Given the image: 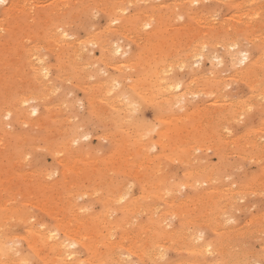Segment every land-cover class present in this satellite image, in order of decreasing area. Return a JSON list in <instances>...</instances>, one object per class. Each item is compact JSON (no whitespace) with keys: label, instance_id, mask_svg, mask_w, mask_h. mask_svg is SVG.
<instances>
[{"label":"bare ground","instance_id":"bare-ground-1","mask_svg":"<svg viewBox=\"0 0 264 264\" xmlns=\"http://www.w3.org/2000/svg\"><path fill=\"white\" fill-rule=\"evenodd\" d=\"M4 1H6L7 3H5L6 4V6L4 7V9H3V13H4V18H2L3 20L0 22V30H3L2 32L4 33V31H5V34H0V47L2 48V49H6V51L5 52H1V51H4V50H1L0 49V53L2 54H0L1 56H0V65H1V62H6V64H8L7 66L6 65H4L5 63H3V66L2 67H4V66H6L7 67V69L8 68H10V67H12L11 69H18L19 70V72H22L23 73V71H24V69H23V64H24V62L23 61H25V59H26V57H28V55H31L32 56V59H28V67H27V72H29V75H28V82L29 83H27V81L25 82V80H24V82H25V84H22V85H26V83H27V87L28 86H30L31 85V82H32V84L33 85H35V86H33L35 89L34 90H29V91H27L26 93H24L23 95L21 94V92H19L23 97L20 99V100H18V101H16L15 102V104L13 105H9L8 107H7V109H6V113L4 112L5 110H2V112H4L5 114H4V119L6 118L8 121L7 122H5L6 120H4V119H2V120H4V125H7L8 127H9V125H10V122H11V118L13 119V120H16V122H17V124L19 125V123H18V120H17V118H19L20 116L22 117V119L23 118H27V119H29V118H32L31 116H33V115H36V117L35 118H32V120H30V121H28V120H22L21 119V121H20V125H22L21 123H23L24 124V122H25V124H26V122L27 123H30L31 124V127H33L32 128V130H34L33 132L34 133H32L31 131L32 130H30V132H31V134H28V135H23V131L21 132L22 133V135L24 136V138H22L23 136H19L18 134H15L14 135V137L13 138H15V140H13V141H16V140H19L20 141V143L22 144V145H20L21 147L23 146V147H28V148H30V149H32L34 152H37V150L39 151V148L40 149H42V150H44V151H48V152H52L53 151V153H55V154H66V152L67 151H69V153H71L72 155H71V157L69 158L68 156L70 155V154H67V155H65V156H67L68 157V159H66L65 158V162L63 163V169H62V176H61V178L60 179H52L53 178V173L54 172H56L55 170H54V172H53V170L52 171H50V172H52V173H50L49 171H48V169H43V170H38V169H36V171H33V170H35V168H32L33 170H30V171H23V170H25V169H23L22 171H21V169H16L15 167H13V166H10L9 165V163L11 162V163H13L12 162V160L13 161H15L14 160V158L16 157H18V155H17V152L20 150V152L22 151L21 149L22 148H20L17 152L15 151V153H16V155L13 153V155L15 156L13 159H11V157H12V155H11V157L9 156V148L8 147H10L11 148V151L13 150L12 149V146H9V145H13V142L11 141V144H9V143H6L7 141V139H5V141H3V140H0V163L3 165V162L2 161H4L5 159V161H7V165H6V163L3 165V166H1L0 165V264H34L35 263V260H34V258L29 254V253H26L25 252V250L23 249V244L25 243L26 244V246L30 249L29 251L30 252H33V254H35V255H37L42 261H43V263L44 264H261V261L262 260H264V252L262 251V252H255V253H253L249 248H247V247H244V246H240V245H242V243L244 242V241H241L239 238L240 237H238V238H236V241L234 242L235 244H230V242L228 241L227 243H229V244H227V243H223V240H221V241H219V242H217V243H214L213 241H209V240H207L201 233H199L198 232V230H197V228H200L201 229V226H203V224L202 223H198L199 221L201 222V221H203L206 225V228L208 229V228H214V230L215 231H218L215 227L217 226V225H219V224H222L223 225V223L221 222V221H219V215H220V213H223V212H225V208H227V205H228V203H229V201L231 202V204H234L235 203V199L237 198V196H241L243 193H245L246 191L245 190H248L249 188H251V186H253V185H255L254 187L256 188H260L259 190L256 188V193H258V191H259V193L261 192L260 190H264V176L262 175V177H263V180H260V181H257L258 179H259V177L257 176V177H255V180H252V182H241L240 184H237V182H234V183H231V184H229V185H225V186H223V188H219V186H217V185H215L214 183L216 182V180H217V177H216V175H221L222 173H224V172H226V170H227V167H232L233 166V168L235 167V164H236V160L238 161L239 159H244V160H242L243 162H245L246 160H245V158L248 160V162L250 163L251 161H250V159L253 161V158L254 157H256V155L257 154H264V141H262V139L260 138L261 137V133H260V131H264V118H263V120H261L262 121V124L261 125H259V128L257 129V128H252V127H250V128H252V129H248V128H244V132L243 133H239V134H232L231 136H228V137H225V139L223 138V140L222 141H219V144H213V145H211L210 144V146H212V148L211 147H207V149L209 150V148H211V149H214L216 152H217V154H220V156H222V159H220V160H223V158H225L224 159V163L223 164H221V167L220 166H215L214 167V165H213V167H210V164H213L214 162H212V163H210L209 164V166L207 165V164H204V165H202V167H203V169H202V171L201 172H198L196 175L198 176V177H201V179H202V177H203V180H195V182H193L191 179H187V181L185 180L184 182L185 183H182V184H180L179 183V181L177 182L178 184H172V185H169L170 183H172L173 181H175V180H173L172 182H170L169 181V178H170V180H171V177H168V175L166 174L167 173V171H162V172H164V174L165 175H167V177H168V180H166L167 179V177L165 176V175H163V173L160 171L161 169L163 170L164 168H170V166L172 167V164L171 165H169V166H167V164H165L164 165V162H166V160L168 161V159L166 158V157H170V159L171 160H173V158L174 157H176L175 158V161L174 162H181L179 159H182L183 158V156L184 155H186V154H182V158H180L179 156L180 155H176V154H174L173 153V151L175 150V149H173V147H172V149H170V150H172V153H173V155L172 156H170V154H172V153H167L166 151H167V146H168V143L166 142V140H165V138L162 140V138H159V139H161V140H156V141H158L157 143L155 142L154 144H153V146L151 145L153 142L150 140V141H148V140H146L147 139V135L148 134H146V133H149V131L151 132L153 129H154V132L157 130V128H159V127H157V126H160V123H156L157 124V126H155V128H154V125H156L155 123H154V125H152L153 126V128L151 127V126H148L149 128L151 127L152 128V130H151V128H150V130L147 128L146 129V127L144 128V126L142 125V123L140 122V120H139V116L137 115L140 111H141V108H142V105L143 104H151V103H153L154 105H158V104H160L159 106L160 107H162V108H160L161 110L164 108V106L169 110V109H171V107L172 106H174V108L177 106L176 104H178V107H176L177 108V110H175V111H177L178 112V108L181 106V105H179V104H183L184 102H186L187 101V96H190V93H191V91L193 90L192 89V86L189 84V83H180V82H177L178 80L176 79V81H174V78L175 77H173V76H175L174 74H173V76H171V74L169 75V73H168V75L169 76H164V73H167L168 72V70L167 71H164V72H162L163 70H166V69H164V63H166V60L165 59H168L167 58V56H169V55H166V57H162V54L161 55H159L160 56V58L159 59H161V61L160 60H158V61H156V60H154L153 59V63L154 64H149V65H151V66H147V64H146V66H141L140 68H138V67H136V68H138L139 70L138 71H134V73L135 72H137L138 74V76H139V78H138V80H137V82H133V83H127L128 85L126 86H122V89H119L118 88V86L120 85L121 86V84H123L122 82H120L119 81V79H121L122 77L121 76H125V73H124V75H121V76H113V75H111L110 77H106V78H104V80L103 81H100V82H98V84L96 85L99 89H103V91H104V95H102L103 94V92L101 93V95L103 96V98L101 99V102L103 103V104H101V106L99 105V107H102L101 109H98V111H97V106H95V112H96V115L95 114H93L92 116H93V118H94V116H98V119L100 120V122L103 124V123H107V122H109V124L110 125H107V126H111L112 125V123L114 124V129L116 130V132L117 133H123V134H116V135H119L120 137H119V141H120V143H115L116 145L117 144H119L121 147H122V150H120V146L119 145H117V146H115V147H118V153H122V151L123 152H127L126 153V155H123L124 156V159L123 158H121V159H123L122 161H123V165H121V166H124V167H126L127 168V166L129 167V165H133V164H135V163H138V167H141L140 169L139 168H137V170L139 169V173L138 172H133L131 169V171L133 172H131V171H129V169H127L128 170V172L130 173H132L131 175H130V178H131V176L133 175V174H136V175H134V177L135 176H140L141 178L143 177L144 178V180H146L145 179V177L147 176V175H150V173L149 174H146V172L150 169V167L151 166H149V164L152 162H156L155 163V165H153V167L154 168H158V167H161V166H159V162L161 161L162 163H163V167L160 169L159 168V170H157V171H159V172H161V175L162 176H165L164 178H162V177H160V173L159 172H155L156 174L157 173H159L157 176H159L160 178H158L157 180L156 179H154V180H156V181H154L153 180V184L151 183L150 185H152L151 187H149V186H147V187H149V190H148V188H147V190H146V188H145V190H143V193L142 194H140L139 195V197L138 198H135L134 197V195L132 194V188H129L130 186H131V184L132 183H134V182H132L131 184H130V180L129 179H127L128 180V182L129 183H127V184H130V186L129 187H124V186H122L123 188H120L121 187V185L118 187V188H113L112 187V185L114 184L113 182V180H110V178H108L110 181H111V185H110V182H109V185H108V183L105 185V186H103L102 188H99L98 189V187L95 189L94 187H93V189H89V187H85V186H83V185H81L80 183V181L82 180V178H81V180L79 181L78 179L80 178V176H83V174H86V176H88L89 175V173L91 172H89V173H86V170L87 169H89V168H91V167H89V168H86V169H84L85 167H88V165H86V164H84V168L82 169L79 165H81V163L79 164V163H77V161L76 160H74V156L75 155H77L76 153L77 152H80L81 150L83 151H86L87 149L86 148H81L80 149V147L82 146V145H79V148H73V147H75V145L74 144H77L78 143V140L81 138L80 136H77L78 134V132H80L81 131V129H80V125L79 126H77L78 128L77 129H80V131H78L77 132V130H76V127L74 128V127H72V129L74 128L75 130H76V137H73V138H71V140L68 138L67 140H65L64 138H66V137H64V138H60L61 137V135L63 134V131H61L62 133L60 134V136L58 135V133H57V135L59 136V137H56V136H53V137H56L55 139L54 138H52V139H54V140H52L51 139V132L53 131L52 129H54L52 126H51V124H50V121H53L54 120V118L50 115L51 113H50V108L51 109H55V107H53L52 108V105L51 106H49V104L47 103V100L48 101H50L49 100V95H51V94H53L54 92H56V90H57V88H56V90L55 91H52L53 89H51V87L50 86H52L53 85V82L52 81H50V80H48L47 79V77H48V75H49V73H50V71H51V66L49 65V64H51V63H47L46 62V58L48 57L47 55V57L44 59V57L42 56V55H40V52H39V55H40V57L38 56V50H39V47L37 46L38 44H36V45H33L32 46V44L31 45H27L26 43H28L29 41L28 40H31V39H33L34 37L32 36V34H30V33H32L33 31H34V33L36 32V29L34 30V27L35 26H33L34 25V23L32 22V21H28V23H27V21H24L23 20V17L25 16V17H28L27 15H30L31 13L33 14V12L31 11V13L30 12H28L29 11V8H28V6L29 5H27V2L29 1H24V0H22V2H20V0H4ZM31 1V0H30ZM47 1H49V0H47ZM56 1V2H55ZM62 1V2H61ZM73 1V2H72ZM146 0H91V3H90V1L89 0H60V2L62 3V9H60V10H63V11H61L62 13L60 14L59 12H56L57 11V9H58V11H60L59 10V8H61V6L59 7V8H57L58 6H56V4H57V0H50L49 2H52V3H48L47 5H43V7H47V6H49L51 9H48V11H44L42 8H41V10H42V13L44 14H42L43 16H45V15H49V14H51L52 16H50V20L51 21H47L46 22V25H47V28L45 27V24H44V27L47 29V31H45V33H44V35L43 36H41V37H43L44 38V40H43V42L45 43V40H48L49 38L51 39L52 38V36L54 37V35H52V32L51 31H53L52 30V24H54L55 22L56 23H58V22H60L59 20H61L66 14V12L65 11H67V14L69 13H71V16H72V14L73 13H77L76 15H78V14H82V13H88V12H90L89 10L90 9H88V8H91L92 10H93V6H96L97 8V10L98 11H102V13H104V15H106L107 16V19H105L104 21L106 22V24L105 25H108V26H110L111 27V25L112 24H116V25H114V26H116L115 28H110L109 27V31H108V33H106L105 35V37H108V35H112V34H120V36H118L119 37V40H120V38H121V33H120V30H121V32H122V28H123V30H124V28L126 29L127 27L129 28V27H131V28H136L137 29V31H139V29H145V28H149V31L147 32L146 31V33H145V35L147 36V37H145V39L147 38V39H150V38H154V36L155 35H157V37H158V35L160 34V33H162L163 31H161V30H163L164 28H170V26H174L175 27V29H176V27H179V29H183L184 31L185 30H187V29H190L191 30V28H194V29H196V30H198V32L196 33V34H194V33H191L192 32V30L190 31V33L191 34H194V36L195 35H197V39L199 40V41H197L196 42V45H195V48L193 47L192 49H191V51L189 52L188 50V52L187 53H185V51H183L184 52V55H183V59L181 60V62H180V64L182 63V65H180V66H183L184 64L186 65V63H187V61L188 60H190V58H194V56H196L195 58H197V56L198 57H206L207 55H208V52L210 51V49H212V48H214V46H216V44H220L221 46H219V47H222V52H219V54L221 53L222 54V56L220 57V59H222L223 60V57H225V59H226V65L225 66H223L222 68H221V70H225L227 67H228V69H227V71L229 70V76H226V77H228L227 78V80H229V82H237V84L238 83H242L244 86H245V88L247 89L246 90V92H245V94L241 97V98H239V96L236 98L235 97V99H236V101H231L230 102V99H227V100H229V101H227L226 103H225V100L223 101V100H221V102H224L223 104H220V106H218L217 105V108L215 109V110H213L212 112H214V113H216V116H218V117H222V119H223V121H224V125L226 124L227 126H229L228 124H230V121L233 119V120H237V118L238 119H241V117L242 116H245V119L242 117V119H243V121L244 120H246V115L247 114H251V113H253L254 114V111H258V112H260V114L262 113V115H263V117H264V0H220V1H223V3H225V4H227L228 6H230L229 8L231 9V11L228 13V15L226 16V17H224V19L219 23V24H215V23H213V20L212 21H209L208 19H207V16L204 14V12L205 11H207L206 9H204V7L203 8H194L193 7V4H196V3H198V1H200V0H167V1H169V2H165V1H163V3L161 2V3H159V4H155V2L153 3V5H152V3H150V4H148V5H143V6H141V4H140V2H145ZM148 1V0H147ZM151 1V0H150ZM204 1V0H203ZM208 1V0H207ZM35 2V4H36V1H34ZM34 2H33V4H34ZM59 2V1H58ZM160 2V1H159ZM45 3H47L46 1H45ZM56 3V4H55ZM60 3V4H61ZM100 3V4H99ZM105 3H108L107 5H105ZM158 3V2H157ZM30 4V3H29ZM32 4V1H31V6L33 5ZM34 4V5H35ZM39 4H43L42 2L41 3H39ZM33 5V6H34ZM36 5H38V1H37V4ZM58 5V4H57ZM217 5H219L218 3H217ZM3 6V5H2ZM1 6V7H2ZM33 6H32V8H33ZM56 6V7H55ZM128 6H132V9L130 10V12H126V10H128ZM198 6H199V4H198ZM215 6V5H214ZM30 7V6H29ZM39 7H40V5H39ZM147 7H149L148 9H149V11L150 12H147ZM207 7V6H206ZM220 7H221V4H220ZM219 7V8H220ZM34 8H35V6H34ZM37 8V7H36ZM48 8V7H47ZM31 9V8H30ZM38 9H40V8H38ZM56 9V10H55ZM65 9V10H64ZM225 9V8H224ZM2 10V9H1ZM33 10V9H32ZM35 10V9H34ZM40 10V11H41ZM91 10V11H92ZM96 10V11H97ZM226 10V9H225ZM86 11H88V12H86ZM94 11H95V9H94ZM93 12V11H92ZM92 12H90V13H92ZM210 12H212V11H210ZM213 12H215V11H213ZM217 12H218V9H217ZM220 12V11H219ZM2 13V14H3ZM21 13V14H20ZM37 13H38V11H37ZM36 13V14H37ZM41 13V12H40ZM38 14V15H40V17H41V14ZM99 13V12H98ZM1 14V13H0ZM31 14V17L32 16H34V15H32ZM34 14H35V12H34ZM35 14V15H36ZM63 15L62 17H59V15ZM86 15H89V14H86ZM99 15V14H98ZM104 15H102V16H104ZM208 15V14H207ZM221 15V14H220ZM70 16V15H69ZM79 16V15H78ZM91 16V15H90ZM96 17V12L93 14V17ZM216 16V15H215ZM39 16H37L36 18H40ZM73 18L75 17V15H73L72 16ZM94 17V18H95ZM105 17V16H104ZM213 17V16H212ZM211 17V18H212ZM223 17V16H222ZM10 18V19H9ZM41 18H43V21L44 20H46V19H44V17H41ZM40 18V19H41ZM46 18V17H45ZM76 18H77V16H76ZM215 18V17H214ZM31 19V18H30ZM29 19V20H30ZM80 19V18H79ZM85 19V18H84ZM98 18H96V20H97ZM66 20H68V19H66ZM65 20V17H64V20L63 21H61L60 23H61V26H63V27H65V22H67ZM74 21L76 20V19H73ZM80 20H83V19H80ZM80 20H79V22H80ZM218 20V19H217ZM216 20V21H217ZM69 21V20H68ZM84 21H86V20H84ZM218 21H220V20H218ZM70 22V21H69ZM71 22H72V20H71ZM78 21H75L74 23L76 24ZM79 22H78V25H79ZM25 23H27V24H25ZM42 23V22H41ZM45 23V22H44ZM83 24H85V26H86V24H87V28L89 29V26H91V25H89L88 23H83ZM96 24V23H95ZM40 25V24H39ZM73 25V24H72ZM82 25V24H81ZM94 25V24H93ZM92 25V26H93ZM104 25V26H105ZM145 25H148V27H145ZM70 26V25H69ZM75 26V25H74ZM73 26V27H74ZM95 26V25H94ZM100 26V25H99ZM98 26V27H99ZM104 26L102 27V30L104 29ZM113 26V25H112ZM67 27V26H66ZM81 27H83V26H81ZM106 27V26H105ZM35 28H37V27H35ZM54 28V27H53ZM61 28V27H60ZM68 28V27H67ZM71 28H72V26H71ZM77 28H80V27H77ZM91 28V27H90ZM108 28V27H107ZM39 29V28H38ZM56 30H57V28H55ZM61 29H63V28H61ZM68 29H70V28H68ZM67 29V30H68ZM99 29H101V28H99ZM170 29H172V28H170ZM178 29V28H177ZM179 29H178V31H179ZM193 29V30H194ZM64 30H65V28H64ZM131 30V29H130ZM182 30V31H183ZM39 30H37V33L38 34H34V36L37 38H39V33L40 32H38ZM44 31V30H43ZM58 31V30H57ZM60 31V30H59ZM62 32H63V30H61ZM93 31H95V30H93ZM104 31L106 32V30L104 29ZM125 31H127V30H125ZM144 31V30H143ZM142 31V35H143V32ZM161 31V32H160ZM168 31V30H167ZM183 31V32H184ZM1 32V31H0ZM70 32H71V30H70ZM86 32V31H85ZM140 32V31H139ZM173 32H174V30H173ZM179 32H181V31H179ZM183 32L181 33V34H183ZM187 32H188V30H187ZM64 33H67V36H71V35H73V34H70L68 31L66 32V31H64ZM69 33V34H68ZM72 33H73V31H72ZM82 33V32H81ZM100 33H102L101 32V30H100ZM99 33V30H98V32H96V34L98 35V34H100ZM104 33V32H103ZM125 33H127V32H125ZM124 33V34H125ZM165 33V32H164ZM168 33L170 34V32L168 31ZM171 33H172V31H171ZM23 34H30L31 35V37H29V38H31V39H28L26 42H24L23 44H21L22 42H21V38H20V36H22ZM55 34V39H54V41L56 42V46L55 47H58L61 43H67V41H65L66 39H65V37H67V36H65V34H63V33H59V32H55L54 33ZM90 34H92V32L90 33ZM94 34V33H93ZM123 34V35H124ZM132 34V33H131ZM137 34V33H136ZM166 34V33H165ZM165 34H162V37H163V35H165ZM176 34V33H175ZM180 34V35H181ZM184 34H186V35H188L186 32L184 33ZM183 34V35H184ZM190 34V35H191ZM37 35V36H36ZM84 35V34H83ZM100 35H102V34H100ZM126 36H127V34H125ZM129 35L130 34H128V39H129ZM134 35V34H133ZM144 35V36H145ZM177 35V34H176ZM25 36V35H24ZM103 36V40H97V41H95V40H93V41H95L96 43H99V45H100V51H101V53H102V55L101 56H103V59L105 58V60L106 61H109L110 62V60H108V59H110V56H109V54H108V52H106L107 51V46L109 45L108 43H106L105 41H107L106 39H105V41H104V35H102ZM125 36V37H126ZM132 36V35H131ZM165 36H167V35H165ZM189 36V35H188ZM187 36V37H188ZM7 37H9L8 39H7ZM40 37V38H41ZM76 37V36H75ZM82 37V36H81ZM87 36H85L84 38L85 39H87L86 38ZM99 37V36H98ZM111 37H113V35L111 36ZM111 37H110V39H111ZM136 37H137V35H136ZM140 37V36H139ZM142 37V36H141ZM140 37V38H141ZM169 37V36H168ZM174 37V35H172V37H170V38H173ZM178 37V36H177ZM181 37H183V36H181ZM190 37H192V36H190ZM74 37H72V39H73ZM77 38V37H76ZM79 38V37H78ZM99 38H102V37H99ZM115 37H113V39H114ZM133 38V37H132ZM152 38V39H153ZM184 38V37H183ZM23 40L25 39V37H23L22 38ZM69 38L67 37V40H68ZM71 39V38H70ZM89 39V38H88ZM142 40L144 39L143 37L141 38ZM140 39V40H141ZM144 39V40H145ZM176 39V38H175ZM174 39V40H175ZM178 39V38H177ZM179 39H181V38H179ZM179 39L177 40V41H179ZM185 39V38H184ZM194 39V38H193ZM193 39H190V40H192L193 41ZM195 39H196V37H195ZM194 39V40H195ZM26 40V39H25ZM41 40V41H42ZM75 40V39H74ZM80 40V39H79ZM78 40V41H79ZM82 40H84V39H82ZM82 40H80V41H82ZM108 40H109V37H108ZM118 40V39H117ZM137 40V39H136ZM135 40V41H136ZM141 40V41H142ZM151 40V39H150ZM159 40V39H158ZM157 40V41H158ZM183 40V39H182ZM185 40H187V38L185 39ZM34 41H35V38H34ZM34 41H33V43H34ZM38 41V40H37ZM40 41V40H39ZM73 41V40H72ZM76 41H77V39H76ZM92 41V42H93ZM115 41V40H114ZM114 41H111L112 43H110V44H112L113 45V42ZM121 42H122V40H120ZM131 41V40H130ZM132 41L134 42V38L132 39ZM146 41H148V40H146ZM155 41V40H154ZM169 41H171V39L169 40ZM169 41L167 42V44H169ZM188 41H189V39H188ZM31 42V41H30ZM48 42H50V40L48 41ZM70 42V41H69ZM75 42V41H74ZM88 42V41H87ZM108 42V41H107ZM125 42V41H124ZM138 42V41H137ZM145 42V41H144ZM153 42V41H152ZM156 42V41H155ZM159 43H160V45H161V42H160V40L158 41ZM183 41H181V43H182ZM185 42V41H184ZM183 42V43H184ZM195 42V41H194ZM40 43H42V42H40ZM43 43V45L44 46H51L50 44L49 45H45ZM57 43H60L58 46H57ZM78 43V42H77ZM76 43V44H77ZM81 43H83V41L81 42ZM95 43V44H96ZM114 43H116V42H114ZM128 43V42H127ZM141 43H143V41L141 42ZM163 43V42H162ZM179 43V42H178ZM189 43H192L191 41H189L185 46H188V44ZM35 44V43H34ZM48 44V43H47ZM69 44V43H68ZM71 44L73 45V47H72V45H69V48H70V46L74 49L75 47V45L73 44V42H71ZM85 47H83L81 44H79V47L81 48V46L83 47V48H85V49H82V51H81V49H78L79 47H77V48H75V49H77V53L79 52V50H80V52H84V53H81V54H85V51L86 50H88V52H92V51H89V49H87V44L91 47V46H93L92 48L94 49V46H95V44H93V45H91L90 43H87L86 44V40H85ZM83 44V45H84ZM137 44V43H136ZM158 44V43H157ZM164 45L166 44V41L163 43ZM162 44V45H163ZM166 44V45H167ZM175 44H176V42H175ZM180 44V43H179ZM193 44V43H192ZM53 45H55V43L53 44ZM66 45V44H65ZM97 45V44H96ZM107 45V46H106ZM138 45V44H137ZM140 45H142V44H140ZM139 45V46H140ZM145 45V43L143 44V46ZM149 45V44H148ZM152 45H153V43H152ZM151 45V46H152ZM170 45V44H169ZM169 45H167V46H169ZM171 45H173L172 47L173 48H175L174 47V43L173 44H171ZM42 46V45H41ZM40 46V47H41ZM62 46V45H61ZM68 45H66V47H67ZM77 46V45H76ZM111 46V45H110ZM114 46V45H113ZM167 46H165V47H167ZM192 46V45H191ZM51 47H53V46H51ZM50 47V48H51ZM54 47V48H55ZM65 47V46H64ZM63 46L62 47H58V49H57V51H55L56 52V55L58 56V57H65L64 56V54H66L65 53V51H67V49L65 50V48H64ZM124 48H125V46H123ZM145 47V46H144ZM143 47V48H144ZM159 47H162V46H159ZM183 47V46H182ZM182 47H180V49L182 48ZM189 47V46H188ZM49 48V47H48ZM68 48V52H70V49H72V48H70L69 49ZM112 48H115L114 50L112 49ZM112 48H110L109 49V52H110V50H113V53H118V54H120L121 56V58L122 57H124L125 55H124V53H125V50L123 49V51L121 50V46H114V47H112ZM136 48V47H135ZM142 48V49H143ZM153 48V47H152ZM186 48V47H185ZM45 49H47V47L45 48ZM91 49V48H90ZM136 49H138V48H136ZM148 49V48H147ZM155 49V48H154ZM159 49H161V48H159ZM165 49V48H164ZM168 49V48H167ZM194 49V50H193ZM218 48H216V50H217ZM40 50H43L42 51V53H44V48L43 49H40ZM47 50H49V49H47ZM53 50H55V49H53ZM85 50V51H84ZM92 50V49H91ZM128 49L126 48V52L128 53V51H127ZM135 50V49H134ZM157 50V49H156ZM170 50H171V48H170ZM176 50H177V48H176ZM216 50L212 53V52H210V54H213L212 55V57H211V55H210V57H211V60L213 59H215V57H214V53L216 52ZM72 51V50H71ZM74 51H76V50H74ZM73 51V52H74ZM161 51V50H160ZM164 51V50H163ZM173 51V50H172ZM172 51H171V53H172ZM175 51V50H174ZM178 51H180V50H178ZM45 52H47V51H45ZM53 52V51H52ZM79 52V53H80ZM134 52V51H133ZM137 52V51H136ZM145 52V51H144ZM183 52H181V54L179 53V55H182V53ZM195 53V54H193V53ZM75 53V52H74ZM77 53H75V54H72L73 56L75 55L76 56V54ZM78 53V54H79ZM94 53V52H93ZM96 53V52H95ZM113 53L111 52V54L113 55ZM126 53V54H127ZM143 53V51H141V54ZM164 53V52H163ZM170 53V52H169ZM168 53V54H169ZM174 53V52H173ZM177 52L175 51V54H176ZM17 55V58L18 59H16V60H14V62H11V61H9L8 59H12V55ZM47 54V53H46ZM69 54V53H68ZM77 54V55H78ZM79 55V56H76V58L77 57H81L82 55ZM124 56H123V55ZM145 54V53H144ZM155 55L157 54V51L154 53ZM217 54V53H216ZM27 55V56H26ZM98 55H100V53L98 54L97 53V56ZM132 55V54H131ZM130 55V56H131ZM149 55V54H148ZM155 55H153V57L155 56ZM158 55V54H157ZM156 55V56H157ZM164 55H165V53H164ZM206 55V56H205ZM218 55V54H217ZM12 56V57H11ZM96 56V55H95ZM101 56H99V58L101 57ZM144 57L145 56H147V55H143ZM155 56V58L157 59V57ZM11 57V58H10ZM30 57V56H29ZM66 57H67V55H66ZM72 57V56H71ZM70 57V58H71ZM113 57V56H112ZM111 57V58H112ZM118 56H116V57H113V58H117ZM119 57V58H120ZM134 57V56H133ZM141 57V56H140ZM149 57V56H148ZM152 57V56H151ZM170 57V56H169ZM181 57V56H180ZM210 57H208V58H210ZM57 58V57H56ZM70 58H68L67 60L68 61H70ZM76 58H75V60H76ZM84 58V57H83ZM83 58H81V59H83ZM97 58V57H96ZM99 58H97V60H94L93 62H95L96 63V61H98L99 60ZM102 58V57H101ZM125 58L126 57H124L123 59L125 60ZM127 58H129V57H127ZM143 57H141V59H142ZM171 58H172V55H171ZM179 58V57H178ZM177 58V59H178ZM58 59V58H57ZM81 59H79L78 58V62H80V60ZM84 59H86V58H84ZM83 59V60H84ZM102 59V60H103ZM129 59H131V57L129 58ZM135 59H136V57H135ZM151 59V58H150ZM164 59V60H163ZM175 59V58H174ZM180 59V58H179ZM217 59V58H216ZM12 60V61H13ZM47 60H48V58H47ZM52 60V59H51ZM66 60V58L64 59V61H67ZM73 60H74V58H73ZM87 60V59H86ZM91 60V59H90ZM113 59H111V62L110 63H114V60L112 61ZM147 60V59H146ZM200 60H202L201 62L203 63L204 61H203V59H201L200 58ZM199 60V61H200ZM218 60H219V58H218ZM222 60L220 61V62H222ZM77 61V60H76ZM105 61V62H106ZM128 62H129V60H127ZM126 61V62H127ZM132 61H133V59H132ZM142 61V60H141ZM141 61H138L139 63L141 62ZM168 61H169V59H168ZM171 61V60H170ZM175 61H178V60H173V62H175ZM195 61V62H194ZM194 61H192L191 62V60L190 61H188V62H191L192 63V65H195L196 64V61L198 62V60L196 59V60H194ZM224 61V60H223ZM48 62H50L49 60H48ZM54 62V61H53ZM62 62H63V60H62ZM70 62H72V61H70ZM70 62H68L67 64L69 65V63ZM74 62V61H73ZM72 62V63H73ZM122 63H125V62H123V61H121ZM127 62V63H128ZM137 62V63H138ZM159 62H164L163 63V70L161 71V69H159ZM195 64H194V63ZM212 62V61H211ZM214 62V61H213ZM55 63V62H54ZM57 63L59 64V62H56V70L58 71V72H56V73H58V75H60L61 77H64V76H62V75H64V71H65V66L62 64V65H57ZM75 63V62H74ZM90 63V62H89ZM97 63H99L100 64V62L98 61ZM117 63H119V64H121V65H119V64H117ZM116 63V61H115V65H110L111 67L112 66H116V68H117V66H118V68L120 67V68H122L121 66H122V63H120L119 61ZM130 63H131V60H130ZM143 63V62H142ZM149 63V62H148ZM169 63V62H168ZM171 63V62H170ZM170 63H169V65H166L165 64V66H170ZM191 63H188V65H186V68H189V67H187V66H191L192 67V65H189V64H191ZM200 62H198V64H199ZM210 63V62H209ZM64 64H66L65 62H64ZM66 64V66H68ZM71 64V63H70ZM76 64V63H75ZM74 64V65H75ZM78 64V63H77ZM83 64H84V62H83ZM88 64V63H87ZM91 64V63H90ZM89 64V65H90ZM99 64H97L98 66H99ZM117 64V65H116ZM131 64H135V63H131ZM144 64V63H143ZM142 64V65H143ZM175 64H178V62L177 63H175ZM174 64V65H175ZM211 64V63H210ZM217 64V63H216ZM218 64H219V62H218ZM25 65V64H24ZM27 65V64H26ZM79 65V64H78ZM78 65H77V67H78ZM81 65V64H80ZM93 65H96V64H93ZM103 65V64H102ZM109 65V64H108ZM128 65V64H127ZM138 65V64H137ZM141 65V64H140ZM179 65V64H178ZM200 65V64H199ZM198 65V66H199ZM212 65H214L215 66V64L214 63H212ZM0 66V67H1ZM73 66V65H72ZM85 66V65H84ZM88 66V65H87ZM98 66H95V67H97L98 68ZM123 66H124V64H123ZM139 66V65H138ZM161 66V67H162ZM196 66V65H195ZM52 67H55V64H54V66H52ZM70 67V66H69ZM68 67V68H69ZM76 67V66H75ZM90 67V66H89ZM88 67V68H89ZM93 67V66H92ZM99 67H101V66H99ZM107 67V66H106ZM131 67V66H130ZM133 67H135V65H133L132 66V69H136V68H133ZM160 67V68H161ZM172 67H174L173 66V64L171 65V68ZM176 67H178V66H176ZM211 67V66H210ZM213 67V66H212ZM85 68V67H84ZM87 68V69H88ZM103 68V67H102ZM119 68V69H120ZM124 68V67H123ZM123 68L122 69H120V70H123ZM127 68H128V66H127ZM167 68V67H166ZM182 68H184V70L185 71H187L186 70V68H185V66H183ZM196 68V67H195ZM215 68V67H214ZM217 68V67H216ZM55 69V68H54ZM53 69V70H54ZM80 69V68H79ZM86 69V68H85ZM86 69V70H87ZM90 69V68H89ZM129 69V68H128ZM131 69V68H130ZM129 69V70H130ZM169 69V68H168ZM178 69V68H177ZM180 69H181V67H180ZM179 69V70H180ZM210 69V68H209ZM209 69H207V70H209ZM26 70V69H25ZM82 70V68L80 69V71ZM85 70V71H86ZM90 70H93L92 68L90 69ZM96 70V69H95ZM95 70H93L92 72H93V74H94V71ZM98 71H99V73H100V71H101V69L99 70V68L97 69ZM137 70V69H136ZM172 70V69H171ZM173 70H176V69H174L173 68ZM182 70V69H181ZM192 70V69H191ZM195 70V69H194ZM193 70V71H194ZM220 70V71H221ZM3 71V70H2ZM73 71V70H72ZM80 71H77V73L79 72V75H81L80 74ZM84 71V70H83ZM84 71V72H85ZM98 71H95V72H98ZM106 71V70H105ZM108 71V70H107ZM124 71H125V68H124ZM127 71V70H126ZM132 71V70H131ZM133 71H132V74H133ZM169 71H170V69H169ZM192 71V72H193ZM206 71V70H205ZM209 71H212V68H211V70H209ZM227 71H226V74H227ZM74 72V71H73ZM89 73L91 72V71H88ZM91 72V73H92ZM119 72V71H118ZM130 72V71H129ZM172 72V71H171ZM175 72V71H174ZM178 71H176V73H177ZM180 72V71H179ZM204 72V71H203ZM216 72V71H215ZM4 73V72H3ZM9 73L10 74H12L13 72H9V71H7L6 73H4L5 74V76L6 77H4V76H1V77H3L2 79V81H1V85H2V87L3 86H5L6 88H8V87H10L9 86V84L8 83H6L5 81H9L10 79H9ZM21 73V74H22ZM81 73H83V72H81ZM89 73L87 74V75H89ZM91 73H90V76H92L91 75ZM102 73V72H101ZM101 73H100V75H101ZM103 73H104V75H106V74H108L107 72H104V69H103ZM106 73V74H105ZM114 73V72H113ZM116 73V72H115ZM123 73V72H122ZM128 73V72H127ZM162 73H163V75H162ZM190 73V72H189ZM207 73H210V72H208L207 71ZM221 73V72H220ZM0 74H2V73H0ZM7 74V75H6ZM14 74L16 75V76H19V74L17 75L15 72H14ZM30 74H31V77H30ZM53 74V73H52ZM55 74V73H54ZM68 74V73H67ZM70 74V73H69ZM199 73H197V75H198ZM204 74V76L206 77L207 75L205 74V73H203ZM211 74V73H210ZM214 74V73H213ZM225 74V75H226ZM58 75H56V76H58ZM84 75H86V73H84ZM99 75V77H101ZM103 74H102V76H104ZM118 75V74H117ZM129 75H130V73H129ZM128 75V76H129ZM134 75V74H133ZM133 75H131V76H129V77H132ZM195 75V74H194ZM209 75V74H208ZM212 75V74H211ZM211 75H209V77L211 76ZM215 75V74H214ZM11 76V75H10ZM15 76V77H16ZM24 76H26L25 74H24ZM54 76V75H53ZM60 76H58V77H60ZM65 79L66 80H68L69 79V81L71 82L72 80H70V78H68L67 79V75L65 74ZM71 76V75H70ZM75 76V75H74ZM73 76V77H74ZM89 76V78H91ZM107 76V75H106ZM136 76V75H135ZM193 76V75H192ZM203 76V75H202ZM216 76V75H215ZM218 76V75H217ZM222 76V75H221ZM220 75L217 77V78H220L221 77ZM14 77V76H13ZM20 77V76H19ZM52 77V76H51ZM57 77V78H58ZM77 77V76H76ZM80 77V76H79ZM83 77H85V76H83ZM105 77V76H104ZM127 76H125L124 78H126ZM188 77V76H187ZM191 77V76H190ZM196 76H194V78H195ZM199 77H201V76H199ZM214 77V76H213ZM222 77H224V75L222 76ZM23 78V77H22ZM27 78V77H26ZM32 78V79H31ZM50 78V77H49ZM88 78V77H87ZM93 78H95L94 77V75H93ZM192 78V77H191ZM215 78V77H214ZM225 78V77H224ZM19 79V81H21V79L20 78H18ZM60 79V78H59ZM64 79V81H65V83H69V82H67L66 80ZM77 80H79V78H76ZM75 79V80H76ZM86 79V78H85ZM92 79V78H91ZM91 79H89V82H90V80ZM97 79V78H96ZM131 80V79H134V78H126V82H127V80ZM182 79H184V78H182ZM190 79V78H189ZM193 79V78H192ZM192 79H190L191 81H193ZM196 79V78H195ZM194 79V80H195ZM200 79H204V78H200ZM200 79H197V80H200ZM13 80V79H12ZM61 80V79H60ZM62 80H63V78H62ZM74 80V79H73ZM101 80H102V78H101ZM122 80V79H121ZM135 80V79H134ZM206 80H208V78L206 79ZM219 80V79H218ZM221 80H223L222 78L220 79V81ZM18 81V82H19ZM23 81V80H22ZM56 81V80H55ZM54 81V82H55ZM182 81V80H181ZM209 82H211V81H213V80H208ZM220 81H214V84L213 85H215L216 86V88H217V91L219 92H217L218 94H223V85H228L229 86V84L227 83V81H226V84H225V82H224V80L222 81L223 82V85H222V83L220 82ZM12 83L14 82V80L13 81H11ZM11 82H9L10 84H11ZM34 82V83H33ZM57 82V81H56ZM60 82V81H59ZM62 82V81H61ZM77 82V81H76ZM84 82V81H83ZM87 82H88V80H87ZM93 82V81H92ZM189 82V81H188ZM194 82H196V81H194ZM193 82V83H194ZM200 82V81H199ZM232 82V83H233ZM58 83V82H57ZM80 83V82H79ZM96 83V82H95ZM120 83V84H119ZM197 83V82H196ZM201 83H203L202 81H201ZM205 83V82H204ZM207 83V82H206ZM205 83V84H206ZM231 83V84H232ZM29 84V85H28ZM52 84V85H51ZM86 84V83H85ZM85 84H84V86H85ZM200 86H201V84L200 83H198ZM17 85V84H16ZM21 86V84H19L18 83V85L17 86ZM58 85H61L60 83H58ZM199 85H196V86H199ZM206 85H208V83L206 84ZM227 85L225 86L226 88H227ZM235 86H236V89H237V85L236 84H234ZM239 85V84H238ZM12 86V85H11ZM14 86V85H13ZM31 86V87H32ZM54 87L56 86V85H53ZM62 86H63V84L61 85V87L60 88H58V89H62ZM79 86H81V85H79ZM84 86H81V87H84ZM202 86H204V85H202ZM211 86V85H210ZM231 86V85H230ZM235 86L233 87V88H235ZM242 86V85H241ZM32 87V88H33ZM69 87V86H68ZM72 87V86H71ZM92 86L90 85V87L88 86V87H86V89L88 88H91ZM238 87H240V85L238 86ZM19 88V87H18ZM21 88H23L22 86L19 88V89H21ZM115 88H117V89H115ZM121 88V87H120ZM212 88V87H211ZM210 88V89H211ZM226 88L224 89V91L226 90ZM241 88V87H240ZM239 88V90H241ZM9 89V88H8ZM24 89V88H23ZM27 89H29V87L27 88ZM26 89V90H27ZM51 90L52 91V93H50V91H49V95H47L48 93H45L47 90ZM67 89H69V88H66L65 90H67ZM73 89H74V87H73ZM85 89V88H84ZM93 89H95L94 90V92L97 90L96 88H93ZM192 89V90H191ZM196 89H198V88H196ZM200 89V88H199ZM205 89V88H204ZM231 88H229L228 90H230ZM3 90V89H2ZM1 90V91H2ZM5 90V89H4ZM3 90V91H4ZM10 91H11V87H10V89H9ZM13 90H15L14 88L12 89V92H13V94H14V92L16 91H13ZM60 90H58L57 92H60ZM65 90H63V94H65L64 93V91ZM206 91H207V89H205ZM216 89H214L213 90V92L215 91ZM20 91V90H19ZM22 91V90H21ZM68 91H70V89L69 90H67L66 92H68ZM72 91V90H71ZM76 91V90H75ZM87 91V90H86ZM89 91V90H88ZM87 91V92H88ZM196 91V90H195ZM200 91H203L204 92V90L203 89H201ZM208 91H212V90H208ZM207 91V92H208ZM233 91H234V89H233ZM236 92H238L237 90H235ZM7 92L8 91H5V95H8L9 96V94H10V92L7 94ZM91 93H92V91H90ZM92 93V95L93 94H95V93ZM97 92V91H96ZM101 92V91H100ZM192 92H194V91H192ZM198 92H199V90H198ZM198 92H196L197 94H198ZM206 92V93H207ZM229 92V91H228ZM232 92V91H231ZM231 92H229L228 94L226 93V95L227 96H225V94H224V96L225 97H232L233 98V96H229L230 94H231ZM1 94H3L2 92H0ZM83 93V92H82ZM91 93H90V95H91ZM200 93V92H199ZM209 93H211V92H209ZM209 93H208V95H209ZM215 93V92H214ZM216 93V94H217ZM233 93H235V92H233ZM232 93V94H233ZM62 94V93H61ZM61 94H59V95H61ZM62 94V95H63ZM71 94V93H70ZM87 94V93H86ZM98 94V93H97ZM189 94V95H188ZM195 94V93H194ZM193 93H192V95H194ZM202 94V93H201ZM217 94V95H218ZM236 94V93H235ZM58 95V96H59ZM68 95V94H67ZM72 95V94H71ZM91 95V96H92ZM99 95H100V93H99ZM99 95H97V97L99 96ZM100 95V96H101ZM199 95V94H198ZM203 95V94H202ZM205 95L206 96H208L207 94H204V98H205ZM238 95H239V93H238ZM241 95V94H240ZM3 97H4V94L2 95ZM7 96V97H8ZM14 96V95H13ZM18 96V95H17ZM46 96L48 97L47 99H46ZM77 96V95H76ZM95 96H96V94H95ZM212 96V95H211ZM221 96V95H220ZM1 97V96H0ZM64 97H67V96H64ZM70 96H68L67 98H69ZM75 97V96H74ZM194 97H195V95H194ZM194 97H193V99H194ZM197 97V96H196ZM198 97H200V96H198ZM201 97H203V96H201ZM200 97V98H201ZM223 97V96H222ZM222 97H220V98H218L219 99V101L218 102H220V99L222 98ZM5 98H6V96H5ZM10 98H12V96L10 97ZM15 98V97H14ZM20 98V97H19ZM19 98H16V99H19ZM52 98V97H51ZM50 98V99H51ZM99 98V97H98ZM210 98V97H209ZM211 98H213V97H211ZM239 98V99H238ZM32 99H34V100H36V105L35 104H32L31 102H29V101H32ZM64 99V98H63ZM71 100L73 99L72 97L70 98ZM77 99V98H76ZM78 99H79V96H78ZM92 99V98H91ZM193 99H191L192 101H191V103L193 102ZM196 99H198V98H196ZM195 99V100H196ZM216 99V98H215ZM211 100V101H209V102H211L212 104H213V106H214V103L216 102L217 104H218V102L216 101V100ZM222 99H224V98H222ZM2 100V99H1ZM4 100V99H3ZM2 100V102H4ZM15 100V99H14ZM14 100H11V103L14 101ZM57 100V99H56ZM62 100V99H61ZM68 99H66V101H67ZM71 100H70V102H71ZM75 100V99H74ZM74 100H72V102L74 101ZM90 100V99H89ZM95 100H96V98H95ZM95 100L93 101L94 103H95ZM188 100H190V99H188ZM194 100V101H195ZM205 100V99H204ZM7 101H8V99H7ZM7 101H5V103L7 102ZM62 101H65V99L64 100H62ZM215 101V102H214ZM34 102V101H33ZM51 102V101H50ZM56 102H59V101H56ZM56 102H54V103H56ZM61 102V101H60ZM60 102H59V104H60ZM71 102V103H72ZM98 102V101H97ZM146 102V103H145ZM8 103V102H7ZM6 103V104H7ZM25 103H27L26 105H28V106H24V104ZM29 103H31L30 105H29ZM64 104L66 103V102H63ZM79 103H81V102H79ZM90 103H92V102H90ZM93 103V104H94ZM100 103V102H99ZM99 103H97V105L99 104ZM196 103H198V100H197V102ZM196 103H195V105H196ZM42 105V107L44 108V110H45V112L44 113H40V111H39V109L41 108H39V105ZM53 104V103H52ZM69 104V103H68ZM74 104H76L77 105V103H75L74 102ZM73 104V105H74ZM187 104V103H186ZM208 104V103H207ZM207 104H206V106H207ZM2 105V104H1ZM3 105H4V103H3ZM56 106H57V104H55ZM61 105V104H60ZM60 105H58V106H60ZM88 105V104H87ZM95 105H96V103H95ZM162 105V106H161ZM176 105V106H175ZM184 105V104H183ZM182 105V106H183ZM194 105V106H195ZM202 105V104H201ZM200 105V106H201ZM83 106V105H82ZM190 106V105H189ZM199 106V105H198ZM204 106H205V104H204ZM50 107V108H49ZM60 107H62V106H60ZM63 107H64V105H63ZM67 107H69V105L67 106ZM73 108L75 107V106H72ZM71 107V108H72ZM88 107V110H89V106H87ZM91 107H93V106H91ZM98 107V108H99ZM152 107V106H151ZM210 107V106H209ZM212 107V106H211ZM210 107V108H211ZM58 108V107H57ZM66 108V107H65ZM70 108V107H69ZM72 108V109H73ZM76 108H77V106H76ZM158 108V107H157ZM175 108V109H176ZM187 108H188V106H187ZM192 108V107H191ZM203 108H206V107H203ZM5 109V108H4ZM53 109V110H54ZM63 108H60V109H57V110H59V113L60 112H64V110L63 111H61ZM71 109V110H72ZM79 109V108H78ZM77 109V110H78ZM180 109V108H179ZM183 108H181L180 109V112L183 114V111H181ZM41 110V109H40ZM53 110H51L52 111V113H53ZM56 110V111H57ZM156 110V109H155ZM160 110V111H161ZM164 110V109H163ZM172 110V109H171ZM188 110V109H187ZM195 110H196V108H195ZM201 110H203V109H201ZM209 109H207V112L206 113H210V111L212 110H209ZM0 111H1V108H0ZM43 111V110H42ZM55 111V110H54ZM73 112L75 111V110H72ZM72 111H70V112H72ZM81 111V110H80ZM93 111V110H92ZM167 111V110H166ZM170 111V110H169ZM185 111V110H184ZM192 111L193 112H195L194 110H193V108H192ZM197 111V114H198V112L200 113V111H198V109L196 110ZM205 111V110H204ZM1 112V113H2ZM58 112V111H57ZM0 113V114H1ZM50 113V114H49ZM56 113V112H55ZM54 113V114H55ZM67 113V112H66ZM75 113H76V111H75ZM75 113L73 114L72 113V117L74 118V115H75ZM80 113H82V112H80ZM167 113V112H166ZM165 113V114H166ZM196 113V112H195ZM195 113H193L194 115H192V116H194L195 117ZM214 113H212L213 115H214ZM10 114V115H9ZM61 114V113H60ZM68 114V113H67ZM76 114H78V113H76ZM83 114V113H82ZM81 114V115H82ZM85 114V113H84ZM151 114V113H150ZM164 114V115H165ZM178 114H179V112H178ZM186 114H188L186 117L189 119V117L191 116V114H189V113H186ZM186 114H184V115H186ZM196 114V115H197ZM204 114V113H203ZM246 114V115H245ZM253 114H251V115H253ZM89 116H90V112H89V114H88ZM87 115V116H88ZM160 115V114H159ZM162 115V114H161ZM170 115H173V114H170L169 113V115L168 116H170ZM174 115H176V114H174ZM202 115V114H201ZM205 115H207V114H205ZM210 115V114H209ZM3 116V115H2ZM50 116L52 117V120H50ZM62 116H68V115H62ZM79 116V115H78ZM91 116V117H92ZM155 116H157V115H153V117H155ZM167 116V117H168ZM178 116V120H179V118H180V114L179 115H176V117ZM254 116H255V114H254ZM254 116H252L253 117V119H255L254 118ZM34 117V116H33ZM56 117H58V116H56ZM83 117V116H82ZM164 118L165 119V117H161V116H158V118ZM174 118H175V120H177L176 119V117L175 116H173ZM184 119H183V118ZM181 117V119L183 120V122L184 121H186V119L187 118H185L184 116H182ZM203 117V116H202ZM207 117H209V116H207ZM207 117H205L204 116V120H206L207 119ZM212 117V116H211ZM214 117V116H213ZM212 117V118H213ZM247 117H250V115L249 116H247ZM258 117V116H257ZM1 118V117H0ZM59 118V117H58ZM58 118H55V119H58ZM69 119H70V116L68 117ZM67 117H66V119H68ZM75 118H77V116L75 117ZM74 118V119H75ZM87 118V117H86ZM159 118V119H160ZM206 118V119H205ZM210 118V117H209ZM209 118L206 120L207 122L208 121H210L209 120ZM211 118V120H213ZM62 119H64V118H62ZM80 119H82V118H80ZM85 119V118H84ZM84 119H82V121L84 122ZM95 119H97V117L95 118ZM145 119H147V117L145 118ZM149 119V118H148ZM157 119V118H156ZM187 119V120H188ZM203 118H201V120H202ZM216 119V118H215ZM242 119H241V121H242ZM257 119V118H256ZM1 120V122H0V129H1V127H3L2 126V121ZM60 120V119H59ZM58 120V121H59ZM72 120V119H71ZM161 120H163V119H161ZM167 120H170L169 118L167 119ZM167 120H163V121H167ZM177 120V121H178ZM194 120V119H193ZM196 120V119H195ZM194 120V121H195ZM200 120V121H201ZM232 120V121H233ZM235 120V121H236ZM22 121H24V122H22ZM80 121V120H79ZM92 122V123H94V121L93 120H90L89 119V122ZM98 121V120H97ZM97 121H95L96 122V125H97ZM173 121V118H171V120H170V122H172ZM180 121V120H179ZM189 121H192V120H190L189 119ZM199 121V122H200ZM204 122L203 120H202V122H204L203 123V125L205 124V123H207V122ZM223 121H222V123H223ZM240 121V120H239ZM240 122V123H244V122ZM248 120H246V122H247ZM250 121V120H249ZM254 121V120H253ZM255 121H257V120H255ZM260 121V120H259ZM55 122H56V120H55ZM74 122H76V120L74 121ZM78 122V121H77ZM86 122V121H85ZM84 122V123H85ZM89 122H87V123H89ZM221 121H219L218 123H220ZM237 122V121H236ZM13 123V122H12ZM11 123V124H12ZM54 123V122H53ZM60 123H61V120H60ZM63 123H64V121L62 122V124L61 125H63ZM68 123H70L69 122V120H68ZM84 123H82V125L84 124ZM92 123H90V125L92 124ZM161 123H163L162 121H161ZM201 123V122H200ZM210 123H214L213 121H210ZM209 122L207 123V124H210ZM235 124V122L233 121V122H231V124L230 125H232L231 127L232 128H235V125H234V127H233V124ZM248 124H249V122H247ZM261 123V122H260ZM14 124H16L15 122H14ZM13 124V125H14ZM59 124V123H58ZM58 124H56V125H58ZM76 124V123H75ZM98 124H99V121H98ZM148 124V123H147ZM146 124V125H147ZM168 124V123H167ZM180 124V123H179ZM176 125V126H180V125ZM197 124V123H196ZM206 124V125H207ZM215 124V123H214ZM238 124V123H237ZM252 124V123H251ZM255 124V123H254ZM60 125V128L59 127H57L58 129H61V126ZM65 125H66V122H65ZM71 125H72V122H71ZM74 125V124H73ZM88 126V124H86L85 123V126ZM92 125H94V124H92ZM91 125V126H92ZM104 125V124H103ZM102 125V128L103 129H105L104 127L106 126V125H104L103 126ZM149 125V124H148ZM199 125H201V124H199ZM202 125V126H203ZM223 125V124H222ZM226 125H225V127H223V129L224 128H227L226 127ZM246 125V124H245ZM257 125V124H256ZM256 125H254V126H256ZM15 126V125H14ZM24 126V125H23ZM53 126H55V125H53ZM76 126V125H75ZM84 126V125H83ZM84 126V127H85ZM86 126V127H87ZM100 126V125H99ZM195 125H193L192 127H194ZM197 126V125H196ZM208 126V125H207ZM212 126V125H211ZM217 126H220V129L222 128L221 127V125H217L216 124V127ZM252 126V125H251ZM260 126H262V127H260ZM12 127V126H11ZM16 127V126H15ZM20 127H22V126H20ZM27 127H29V126H26V128ZM65 127V126H64ZM68 126L66 125V127L65 128H67ZM71 127V126H70ZM85 127V128H86ZM92 127H94V126H92ZM101 127V126H100ZM100 127H98V126H96V128H100ZM172 127V126H171ZM170 127V128H171ZM180 127H182V126H180ZM201 126H199V128H200ZM19 128V127H18ZM63 128V127H62ZM90 128V127H89ZM95 128V127H94ZM107 128V127H106ZM110 128V127H109ZM169 128V127H168ZM173 128V127H172ZM174 128H175V126H174ZM188 128V127H187ZM202 129H203V127H201ZM209 128V127H208ZM207 128V131H210L209 129ZM214 128V127H213ZM212 128V129H213ZM238 128V127H237ZM10 129V128H9ZM31 129V128H30ZM67 129H71V128H67ZM74 129H73V131H74ZM108 129V128H107ZM160 129V128H159ZM176 129V128H175ZM189 129V128H188ZM216 129V128H215ZM223 129H222V131H223ZM228 129H230V130H232L231 128H228ZM227 129V130H228ZM242 129V128H241ZM2 130V129H1ZM13 130H14V128H13ZM27 130H28V128H27ZM55 130H57L56 128H55ZM62 130V129H61ZM68 130V131H69ZM97 130V129H96ZM99 130V129H98ZM108 130H110V129H108ZM107 130V131H108ZM115 130H114V132H115ZM145 130V131H144ZM147 130H149V131H147ZM163 130H164V128L163 129H161L159 132L160 133H162L163 132ZM171 130V132H172V129H170ZM184 130V133H185V129H183ZM193 130H194V128H193ZM206 130V129H205ZM217 130V129H216ZM234 130V129H233ZM232 130V131H233ZM25 131V130H24ZM59 131V130H58ZM57 131V132H58ZM72 131V130H71ZM72 131V132H73ZM101 131V130H100ZM99 131V132H100ZM106 131V130H105ZM147 131V132H146ZM173 131H176V130H174L173 129ZM178 131V130H177ZM197 131H201V130H197ZM197 131H195V135L197 134V133H199V132H197ZM218 131V130H217ZM232 131H230L228 134H230ZM238 131V130H237ZM3 132V130L1 131V133ZM7 132H8V130H7ZM56 132V131H55ZM60 132V131H59ZM70 132V131H69ZM86 132H88L87 130H86ZM109 132V131H108ZM107 132V133H108ZM115 132V133H116ZM131 133V132H134L135 133V135L134 136H136V134H137V136H138V138L137 139H134L133 140V142H131V139H129V135H127V133ZM170 132V131H169ZM170 132V133H171ZM190 132V130L188 131V133ZM197 132V133H196ZM211 132V131H210ZM209 132V133H210ZM220 132V131H219ZM223 132H225V131H223ZM227 132V131H226ZM258 132H259V134H258ZM9 133V132H8ZM20 133V134H21ZM25 133H28V132H26L25 131ZM24 133V134H25ZM65 133H68L67 131L65 132ZM64 133V134H65ZM71 133V132H70ZM70 133H68V134H70ZM81 133V132H80ZM83 133V132H82ZM81 133V134H82ZM89 133V132H88ZM87 133V134H88ZM91 133V132H90ZM105 133V132H104ZM152 133V132H151ZM165 133H167L168 134V131L167 132H165ZM170 133H169V135H170ZM173 133V132H172ZM176 133V132H175ZM177 133H179V135H180V133H181V131H180V129H179V131L177 132ZM177 133L175 134V137H176V135H177ZM183 133V132H182ZM181 133V134H182ZM187 133V132H186ZM208 133V136L207 137H210L209 135H211V133L209 134ZM213 133V132H212ZM222 133V132H221ZM2 134H4V133H2ZM68 134H66V135H68ZM97 134V133H96ZM103 134V133H102ZM101 134V136H102V139L105 137V134H103L104 135V137H103V135ZM110 134V133H109ZM174 134V133H173ZM220 134V133H219ZM5 135H6V133H5ZM8 135H13V134H11V133H9ZM106 135H108V134H106ZM113 134H111V136H112ZM115 134H114V136H116ZM122 135V136H121ZM131 135V134H130ZM133 135V134H132ZM146 135V136H145ZM189 135V134H188ZM215 135V134H214ZM222 135V134H221ZM2 136V135H1ZM1 136H0V138H1ZM4 136V135H3ZM97 136H100V135H97ZM97 136H95V137H97ZM100 136V137H101ZM109 136V135H108ZM113 136V137H114ZM133 136V137H134ZM146 138H144V137ZM148 136H150V134L148 135ZM170 136H173V135H170ZM181 136V135H180ZM184 135H182V137H183ZM192 136H194V135H192ZM218 136V135H217ZM63 137V136H62ZM68 137H69V135H68ZM83 137V136H82ZM84 137H85V135H84ZM100 137H98V138H100ZM107 137V136H106ZM110 137V136H109ZM109 137H108V139H109ZM151 137V136H150ZM150 137H148V138H150ZM166 137V136H165ZM178 137V136H177ZM195 137V136H194ZM198 137V135H196V137H195V139ZM201 137V136H200ZM199 137V138H200ZM205 137H206V135H205ZM205 137H201L202 139V141H204V138ZM206 137V138H207ZM3 139H4V137H2ZM22 138V139H21ZM60 138V139H59ZM111 138V137H110ZM135 138V137H134ZM146 140V143H145V145H144V143H143V140L144 139ZM184 138V137H183ZM198 138V140H200ZM206 138H205V140H206ZM212 138V137H211ZM214 138V137H213ZM218 138V137H217ZM220 138V137H219ZM222 138H220V139H222ZM8 139H9V137H8ZM82 139V138H81ZM80 139V140H81ZM114 139H116L117 140V137H114ZM151 139V138H150ZM186 139H189V138H186ZM186 139H184L185 141H186ZM193 139V138H192ZM208 139V138H207ZM79 140V141H80ZM90 140V139H89ZM104 140H106V142H107V138L105 139L104 138ZM110 140H112V139H110ZM116 140H113V141H115L116 142ZM180 140H181V138H180ZM184 140H182V143L184 142L185 143V141ZM191 140V139H190ZM197 140V142H198V144L199 145H197L198 146V148H201L202 149V147H204V146H209L208 144H205V145H203L205 142H207V141H205L204 143L202 142V144L201 143H199V141ZM19 141H18V143H19ZM91 141V140H90ZM118 141V142H119ZM148 141V142H147ZM168 141V140H167ZM194 141V140H193ZM86 142V141H85ZM88 142V141H87ZM101 142V141H100ZM106 142H105V144H104V141H103V144H104V146H106ZM108 142H110L111 143V141H108ZM188 142H190L189 140H188ZM187 142V143H188ZM210 143L212 142H214V140L213 141H211V139H210V141H209ZM215 142H216V140H215ZM80 143V142H79ZM81 143H83V142H81ZM148 143H151V144H148ZM187 143L186 144H184L183 146H182V144H181V146H178V148L179 147H181L180 149H182V150H177V151H179V152H183V151H186L185 149H186V146H187ZM15 144V143H14ZM17 144V143H16ZM88 144V143H87ZM87 144H85V145H87ZM90 144V143H89ZM101 144V143H100ZM109 144V143H108ZM107 144V145H108ZM113 144H114V142H113ZM147 144V145H146ZM191 144H197V143H192V142H190V145ZM19 145V144H18ZM72 145H74L73 147H72ZM94 145H95V143H94ZM151 146V147H153V149L154 148H156L157 147V145L160 147V150L159 151H155V154H153L154 152V150L152 151L151 150V152H153V153H151L152 155H149V153H148V151H149V148H151V147H149V146ZM176 145H178L177 143L175 144V146L172 144V146H174V148H176ZM186 145V146H185ZM189 145V144H188ZM185 146V147H184ZM196 146V145H195ZM101 147H103L102 145H101ZM110 147H112V146H110ZM109 147V148H110ZM129 147H132V152H134L133 151V147L135 148L134 150H135V153L134 154H132V152H130V149H127V148H129ZM189 147V146H188ZM15 148V147H14ZM19 148V146L17 147V149ZM27 148V149H28ZM104 148V147H103ZM114 148V147H113ZM177 148V149H178ZM189 148H191V146L189 147ZM193 148V147H192ZM192 148H191V151H192ZM194 148H196V149H198L197 147H194ZM26 149V148H25ZM80 149V151H77V150H79ZM86 149V150H85ZM91 149H93V147L91 148ZM99 149V148H98ZM101 149V148H100ZM116 149L117 148H115V150H114V152H116ZM125 149H127V150H125ZM196 149L194 150L193 149V151L195 152L196 151ZM200 149V151L202 152L203 150H201ZM90 150V149H89ZM88 150V151H89ZM101 150H103V149H101ZM111 150H112V148H111ZM187 150H189L188 148H187ZM24 151V150H23ZM82 151L80 152V153H82ZM92 151H94V150H92ZM92 151H91V155H93L92 154ZM98 151V150H97ZM106 151V150H105ZM107 151H108V149H107ZM191 151H189V152H191ZM200 151H198V153L200 152ZM204 151H206V148L204 149ZM203 151V152H204ZM213 151V150H212ZM13 152H14V150H13ZM28 152V151H27ZM40 153H41V151H39ZM38 152V153H39ZM102 151H100V153H101ZM113 152V153H114ZM128 152L129 153H131L130 155L132 156H135V154L137 155L136 157L138 158V159H135V158H129V154H128ZM178 152V153H179ZM187 152V151H186ZM216 152H214V153H216ZM23 153V152H22ZM33 153V152H32ZM42 153H44V152H42ZM52 153V154H53ZM108 153V152H107ZM106 153V154H107ZM175 153H176V151H175ZM185 153V152H184ZM188 153V152H187ZM197 153V152H196ZM87 154L88 153H86V155H80V156H82V159L83 158H85V156H87ZM95 154H98L97 152H95ZM94 154V155H95ZM119 154V155H120ZM124 154V153H123ZM128 154V155H127ZM169 154V155H168ZM180 154V153H179ZM189 154V153H188ZM187 154V155H188ZM192 154H193V152H192ZM200 154V153H199ZM206 154V153H205ZM208 154V153H207ZM206 154V155H207ZM210 154H211V152H210ZM25 155H27V154H23V156H25ZM36 155V153L34 154L33 153V155L31 156L32 157V159H33V156H34V160L37 158V159H39L40 160V156H39V158L38 157H36L35 156ZM50 155V154H49ZM91 155H89L90 157H93V156H91ZM105 155V154H104ZM115 155H116V153H115ZM168 155V156H167ZM187 155L186 156H184V158H185V162H184V164H181L182 166L183 165H186L187 163V159L189 158H187ZM235 156V158L236 159H231V160H228L229 159V157L228 156ZM22 156V155H21ZM22 156V157H23ZM28 156V158L31 160V157H30V155H27ZM44 156V155H43ZM84 156V157H83ZM105 156H108V154L107 155H105ZM104 156V157H105ZM113 156V155H112ZM111 156V157H112ZM122 156V155H121ZM122 156V157H123ZM132 156V157H133ZM164 156H166L165 158H166V160L164 159L163 160V157ZM202 156H204V155H202ZM219 156V157H220ZM56 157H57V155H56ZM55 157V158H56ZM60 157V156H59ZM62 157V156H61ZM79 157V156H78ZM98 156H96V157H94L95 159L97 158ZM103 157V156H102ZM115 157H117V156H115ZM120 157V156H119ZM161 157H162V159H161ZM197 157V156H196ZM217 157V156H216ZM218 157V158H219ZM228 157V158H227ZM5 158V159H4ZM28 158H25L24 160H28ZM54 158V159H55ZM63 158V157H62ZM76 158H77V156H76ZM93 158V159H94ZM99 158V157H98ZM109 158H110V155H109ZM108 158V159H109ZM113 158V157H112ZM198 158V157H197ZM217 158V159H218ZM226 158H227V161H226ZM4 159V160H3ZM18 159H19V161H20V158L18 157ZM37 159L35 160V161H37ZM80 159H81V157H80ZM79 159V160H80ZM90 159V158H89ZM105 159H107V157H105ZM114 160V163H115V166H116V164H118V163H116L115 162V159L116 158H113ZM121 159L119 160V158L118 159H116V160H119V161H121ZM169 159V160H170ZM201 159H203V161L205 160V157L204 158H201ZM261 159L262 158H260L259 159V161H257V162H260L261 161ZM26 160V161H27ZM33 160V161H34ZM61 160V159H60ZM83 160H86V158L85 159H83ZM88 160V159H87ZM91 160V159H90ZM98 160V159H97ZM110 160V159H109ZM160 160V161H159ZM163 160V161H162ZM192 160V159H191ZM193 160H195V159H193ZM198 160V159H197ZM197 160H195V161H197ZM199 160H200V158H199ZM198 160V161H199ZM214 160V159H213ZM4 161V162H5ZM18 161V162H19ZM21 161H23V159H21ZM20 161V162H21ZM29 161V160H28ZM27 161V162H28ZM35 161H34V163H35ZM48 161V160H47ZM57 161H59V160H57ZM62 161H63V159H62ZM93 161H95V160H92V161H90V162H92L93 163ZM111 161V160H110ZM109 161V162H110ZM118 161V162H119ZM189 161V160H188ZM214 161H216V160H214ZM218 161V160H217ZM240 161V160H239ZM16 162V161H15ZM18 162H16V164L18 163ZM31 162H32V160H31ZM41 162V161H40ZM89 162V161H88ZM97 162V161H96ZM112 162V161H111ZM160 162V163H161ZM178 162V163H179ZM219 162V161H218ZM222 162V161H221ZM24 163H26L25 161H24ZM28 163H30V162H28ZM27 163V164H28ZM33 163V162H32ZM59 163V162H58ZM95 163V162H94ZM151 163V164H152ZM182 163V162H181ZM186 163V164H185ZM190 163V162H189ZM195 163V162H194ZM194 163H192L191 162V165L192 164H194ZM217 163V162H216ZM238 163V162H237ZM254 163V162H253ZM255 163H256V161H255ZM14 164V163H13ZM12 164V165H13ZM21 164V163H20ZM31 164V163H30ZM30 164H28L27 165V167L30 165ZM38 164V163H37ZM44 164V163H43ZM61 164H62V162H61ZM79 164V165H78ZM91 164V163H90ZM89 164V166H91ZM100 163L98 162V165H99ZM104 164V163H103ZM120 164H122V163H120ZM120 164H119V166H120ZM150 164V165H151ZM176 164V163H175ZM240 163H238V164H236V165H239ZM244 164V163H243ZM264 164V163H263ZM22 165H24L23 163L21 164V166ZM34 164H32V166H33ZM86 165V166H85ZM102 165V164H101ZM107 165V164H106ZM105 165V166H106ZM110 165V167H112L111 165L112 164H109L108 163V165L107 166H109ZM161 165V164H160ZM181 165H180V167H181ZM216 165V164H215ZM246 165V163L244 164V166ZM13 167V168H10V167ZM19 166V165H18ZM92 166H95V165H93L92 164ZM103 166V165H102ZM115 166H113L112 168L114 169L115 168ZM118 166V167H119ZM119 167V169L118 170H122V169H124V170H126V168H122V167ZM165 166V167H164ZM240 166V165H239ZM241 166H242V164H241ZM263 166V165H262ZM261 166V167H262ZM36 167V166H35ZM42 167H43V165H42ZM44 167H45V165H44ZM117 167V166H116ZM133 167H135V166H133ZM174 167H177V166H174ZM243 167V166H242ZM255 167V166H254ZM260 167V168H261ZM22 168H23V166H22ZM29 168H30V166H29ZM38 168V167H37ZM40 168V167H39ZM47 168H48V166H47ZM61 168V167H60ZM94 168V167H93ZM233 168H231V169H233ZM236 168H238V167H236ZM259 168V167H258ZM259 168V169H260ZM99 169V167L96 169V171ZM105 169V168H104ZM107 169H108V167H107ZM110 169V168H109ZM117 169H115V170H117ZM136 169V168H135ZM134 169V170H135ZM239 169V168H238ZM238 169H236L237 171H238ZM243 169V168H242ZM254 169V168H253ZM255 169L257 170V168L255 167ZM58 170H59V168H58ZM90 170H92V169H90ZM99 170H101V167H100V169ZM98 170V171H99ZM102 170H103V167H102ZM136 170V171H137ZM171 170V169H170ZM201 170V169H200ZM239 170H241V169H239ZM263 170H264V167H263ZM95 171V172H96ZM107 171V170H106ZM105 170H103L102 172H106ZM109 171V170H108ZM107 171V172H108ZM185 172H187L188 171V169L186 170H184ZM193 171H194V169H193ZM261 171V170H260ZM58 172V171H57ZM94 172V173H95ZM110 172V171H109ZM111 172H113V171H111ZM117 172V171H116ZM150 172V171H149ZM174 172V171H173ZM182 172V171H181ZM197 172V171H196ZM245 172V171H244ZM251 172V171H250ZM59 173H61V172H59ZM58 173V174H59ZM98 173V175L101 173H99V172H97ZM118 173V172H117ZM120 173V172H119ZM169 173V172H168ZM183 173V172H182ZM189 175H187V176H191L193 173H191V170L189 171V172H187ZM186 173V174H187ZM233 173V172H232ZM231 173V176L233 175H237V173L236 174H232ZM246 173H248V172H246ZM245 173V174H246ZM88 174V175H87ZM91 174H93V171H92V173ZM123 174H124V172H123ZM145 174H146V176H145ZM185 174V175H186ZM259 174V173H258ZM261 174V173H260ZM264 174V173H263ZM97 175V176H98ZM100 175H102V173L100 174ZM100 175H99V177H100ZM152 176L154 175V173L153 174H151ZM176 175V174H175ZM255 175V174H254ZM50 176L52 177L51 179H50ZM92 177H93V175H91ZM96 176V175H95ZM115 176V175H114ZM113 176V177H114ZM126 176V175H125ZM127 176H128V174H127ZM156 176V175H155ZM228 176H230V175H228ZM232 176V177H233ZM242 176V175H241ZM245 176V175H244ZM248 175L246 174V177H247ZM250 176V175H249ZM256 176V175H255ZM56 177V176H55ZM85 177V176H84ZM91 177V178H92ZM107 177H108V175H107ZM129 177V176H128ZM133 177V178H134ZM154 177V176H153ZM179 177V176H178ZM223 177V176H222ZM226 178H227V176H225ZM89 178V177H88ZM115 178V177H114ZM132 178V179H133ZM137 178V177H136ZM157 178V177H156ZM184 178H186L185 176H184ZM188 178V177H187ZM225 178V181L227 180ZM229 178V177H228ZM231 178V177H230ZM236 178V177H235ZM245 178V177H244ZM257 178V179H256ZM86 179V178H85ZM93 179L94 178H92L91 180H90V178H89V180L90 181H93ZM95 179H96V177H95ZM105 179V178H104ZM104 179H103V181H104ZM135 179V178H134ZM138 179L139 178H137V181H138ZM172 179H174L173 178V176H172ZM218 179L220 180L221 179V177H218ZM223 179V178H222ZM76 180H78L80 183L78 184L77 182H76ZM88 180V179H87ZM99 180H100V178H99ZM116 180V179H115ZM121 180V179H120ZM119 180V181H120ZM126 180V179H125ZM139 180H143V179H139ZM143 180V182H144V184H146L145 182L146 181H144ZM150 179L148 178V180H147V182L149 181ZM179 180V179H178ZM231 180H232V178H231ZM240 180V179H239ZM250 180V179H249ZM133 181V180H132ZM136 181V182H137ZM177 181V180H176ZM233 181H235V180H233ZM232 181V182H233ZM85 182V181H84ZM84 182H83V184H84ZM95 182V184H96V181H94ZM94 182H93V184H94ZM142 182V183H143ZM169 183L168 185H165V183ZM207 182H209L210 183V185H211V187H207L206 189H203L202 188V190H200V189H197L196 188V190H197V193H200L199 195H197V197H189V198H187L186 196L182 199V200H180L181 198H179V200H176V201H174V199H175V197L177 196H175V197H173L174 199H172L171 198V196H173V193L174 192H177L178 194H180V190H181V188H183V187H186L187 185H190V186H192V185H197V183H207ZM259 182V183H258ZM86 183V182H85ZM115 183H117V181L115 182ZM119 183V182H118ZM123 183V182H122ZM125 183V182H124ZM222 183V181L220 182V183H218V184H221ZM230 183V182H229ZM257 183V184H256ZM92 184V185H93ZM119 184H121V183H119ZM126 184V185H127ZM141 185H143V184H141ZM234 185V187H232ZM257 185V186H256ZM111 186V187H110ZM190 186H187V187H189L190 188ZM202 186V185H201ZM133 187V186H132ZM203 187V186H202ZM141 188V187H140ZM151 188V189H150ZM193 188V187H192ZM248 188V189H247ZM255 188H253V190L255 189ZM185 190V189H184ZM184 190H182V191H184ZM250 190V189H249ZM252 190V189H251ZM258 190V191H257ZM139 191V190H138ZM142 191V190H141ZM188 191H190V190H188ZM253 192V191H252ZM6 193H9V194H11V196H12V194H15V196H12V200H13V197H14V200L16 201V199L18 200L19 198L17 197L16 198V195H20L21 197H23L24 198V196H28L29 198L27 199V201H29L28 203H31V204H29V205H32L34 208H36V209H39L40 210V212L42 213V215L43 214H47L49 217H51L52 218V220H53V222H52V224H50L49 225V223L48 224H46L45 223V221H43V220H41V218H40V216H41V214L39 213V217H37V215L36 214H33V212H32V210L31 209H29L28 207H29V205H28V207H27V203H26V209L27 210H31V213H29L27 210H25V209H23V208H21L18 204H11L10 203V199H8V198H6V199H8L9 200V203L8 202H2V201H4L5 199L3 198V195H5ZM192 193H193V191H192ZM246 193H249L248 191L246 192ZM255 193V192H254ZM255 193V194H256ZM264 193V192H263ZM135 194H139V193H135ZM189 194V193H188ZM181 195H183V194H180V196ZM249 195V197H250V194H248ZM7 196H9V195H7ZM19 196V197H20ZM136 196V195H135ZM244 196V195H243ZM242 196V197H243ZM261 196H263V195H261ZM85 198V197H87L88 199L90 198V199H94V200H97V201H99V203H101V211L100 212H94V210L92 209V202H87L86 204L84 203V202H78L77 201V199L78 198ZM201 198V199H203L204 200V203H200L201 205L199 206V204H198V207L197 206H195L197 203H199V199L198 198ZM16 198V199H15ZM86 198V199H87ZM252 198V197H251ZM254 198H256V196H254ZM264 198V197H263ZM2 199V200H1ZM176 199H178V197H176ZM80 200V199H79ZM161 201L160 202V206H162V204H163V207H159V206H156V205H159V203L157 204L156 202H158V201ZM238 200V199H237ZM241 200H243V199H240V201ZM248 200V199H247ZM20 201V200H19ZM23 201L24 202H27V201H25L24 199H23ZM23 201H20V202H23ZM194 201H196V202H194ZM239 201V200H238ZM252 202H253V200H251ZM254 201H256V199L254 200ZM23 202V203H24ZM191 202H194L193 203V208H190V207H192V206H190V203ZM203 202V201H202ZM15 203V202H14ZM95 203V202H94ZM156 203V204H155ZM244 203H246L245 201H244ZM256 204V203H255ZM97 205H98V203H97ZM96 205V206H97ZM250 205H254V204H250ZM245 206V205H244ZM246 206H248V203L246 204ZM22 207H24V206H22ZM228 207H229V205H228ZM242 207V206H241ZM31 208V207H30ZM98 208V207H97ZM244 208V207H243ZM248 208H250V207H248ZM225 209V210H224ZM238 209H239V207H238ZM241 209V208H240ZM237 210V209H236ZM259 210V209H258ZM231 211V210H230ZM241 211V210H240ZM200 213V215L201 216H196V213ZM233 212V211H232ZM234 212H235V210H234ZM251 212H252V210H251ZM261 212H263V210L261 211ZM197 213V214H198ZM242 213V212H241ZM248 213V212H247ZM142 214H145L146 215V219H145V221H141V215ZM225 214H227L226 212H225ZM224 214V215H225ZM249 214V213H248ZM228 215V214H227ZM229 215H232V214H230L229 213ZM236 215H237V213H236ZM259 215H261V214H259ZM226 216V215H225ZM253 216V215H252ZM263 216V215H262ZM238 217V216H237ZM196 218H198L199 219V221H197L196 220ZM233 218V217H232ZM231 217H230V220L232 219ZM239 218V217H238ZM37 219H39V220H37ZM173 219L175 220H178V223H179V227L178 228H175V227H177V226H175V227H173L174 225H172L174 222H173ZM261 219H263V220H260V221H263L261 224H260V226L264 229V218H261ZM46 220V219H45ZM233 220L234 221H232L233 223H235V221H237L236 220V218L234 219L233 218ZM229 221V220H228ZM246 221V220H245ZM244 221V222H245ZM173 222V223H172ZM225 222V221H224ZM227 222V221H226ZM233 223H231L232 225H233ZM239 223V222H238ZM246 223V222H245ZM249 223H250V221H249ZM244 224V223H243ZM246 224H248V223H246ZM224 225H225V223H224ZM239 225V224H238ZM237 225V226H238ZM16 226H17V228H21L22 229V231H23V233L22 234H16L15 232H13L12 230L13 229H15L16 230ZM189 226V227H188ZM236 226V227H237ZM240 226V225H239ZM241 226H244V225H241ZM249 226V225H248ZM247 226V227H248ZM246 227V228H247ZM259 227V226H258ZM205 228V227H204ZM204 228H202V229H204ZM241 228V227H240ZM242 228H244V227H242ZM240 229V230H243V229ZM252 228L253 227H251V230H252ZM230 229V228H229ZM206 230V229H205ZM213 230V229H212ZM214 230H213V233H214ZM235 230H236V228H235ZM239 230V231H240ZM250 230V231H251ZM202 231H204V230H202ZM220 231V230H219ZM238 231V230H237ZM245 231V230H244ZM243 231V232H244ZM200 232H201V230H200ZM210 232V231H209ZM255 232V231H254ZM260 232H261V230H260ZM203 233V232H202ZM236 233H238V232H236ZM247 233V232H246ZM250 233V232H249ZM258 233V232H257ZM203 234H205V233H203ZM221 234V233H220ZM234 234H235V232H234ZM242 234V233H241ZM241 234H239L240 236H241ZM244 234V233H243ZM262 234V233H261ZM250 235V234H249ZM206 236V235H205ZM236 236V235H235ZM216 237V236H215ZM214 237V238H215ZM228 237H230V236H228ZM234 237V236H233ZM210 238V237H209ZM213 238V237H212ZM223 238H224V236H223ZM222 238V239H223ZM257 238V237H256ZM258 238H260L259 236H258ZM238 239H239V241H238ZM250 239H251V237H250ZM249 239V240H250ZM253 239V238H252ZM251 241V240H250ZM226 242V241H225ZM249 242V241H248ZM248 242H244V243H247L248 244ZM252 242V241H251ZM259 241H257V243H258ZM23 243V244H22ZM240 244V245H239ZM264 244V243H263ZM262 244V245H263ZM259 245V244H258ZM252 248V247H251ZM254 248V247H253ZM258 248V247H257ZM260 248V247H259ZM256 249V248H255ZM169 250H176L179 254H180V259H176V260H172V259H170V258H168L167 257V252L169 251ZM259 250V249H258ZM170 252V251H169ZM170 254H171V252H170ZM174 255V254H173ZM169 256V255H168ZM173 258V257H172ZM37 263H39V262H37ZM36 264V263H35ZM40 264V263H39Z\"/></svg>","mask_w":264,"mask_h":264},{"label":"rangeland","instance_id":"rangeland-1","mask_svg":"<svg viewBox=\"0 0 264 264\" xmlns=\"http://www.w3.org/2000/svg\"><path fill=\"white\" fill-rule=\"evenodd\" d=\"M24 1H28V0H24ZM31 1H32V4H33V2L34 1H36V4H37V1H38V5H36L35 4V2H34V6H35V8H34V6H33V8H32V6H31ZM29 0L28 2H27V5H29L28 6V8H29V11L28 12H30L31 13V11L33 12V14L32 15H34V16H32L31 17V14L30 15H27L28 17H23V20L24 21H27V23H28V21L30 22V21H32L33 23H34V25L33 26H35V27H37V28H35L34 27V30L36 29V32L34 33V31L32 32V33H30V34H32V36L35 38V41H34V38L33 39H31L32 37H31V35L29 34H23L22 36H20V38H21V44H23L24 42H26L28 39H31V40H28L29 42L28 43H26L27 45L29 44V45H31L32 44V46L33 45H36V44H38L37 46L39 47V50H38V56L40 57V55H44L43 57H44V59L47 57L48 58V60L50 61V62H48V60H47V58L45 59L46 60V62L49 64V63H51V64H49L50 66H51V71H50V73H49V75H48V77H47V79L48 80H50L51 78V80L50 81H52L53 82V85H56L55 87L52 85V86H50L51 87V89H53L52 91H55L56 90V88H57V90H56V92H54L53 94H51V95H49V91H50V93H52V91L49 89V90H47L45 93H48L47 95H49V100L51 101H48L47 100V103L49 104H51L52 105V108L53 107H55V111L53 110V109H51L50 107V115L54 118V120L53 121H50V124H51V126L54 128V129H52L53 131L51 132V139L52 138H56V137H59L60 136V134L62 133L61 131H63V134L61 135V139L62 138H64V137H66V138H64L65 140H67L68 138L71 140V138H73V137H76L75 135H76V130H77V132L78 131H80V129H81V133L80 132H78L77 134V136H80L81 138V140L79 141L78 140V143L77 144H74L75 145V147H73L74 145H72V147L73 148H79V145H82L81 147H80V149L81 148H86L85 150L86 151H82V153H80L81 151H80V149L79 150H77V151H80V152H77L76 154L77 155H75L74 156V160H76L77 161V163H81V165H79L82 169L84 168V164H86V165H88V167H85L84 169H86V168H89V167H91V168H89V169H87L86 170V173H89L90 171V173H89V175L88 176H86V174H83V176H80V178L78 179L79 181L81 180V178H82V180L79 182L78 180H76V182L79 184H81V185H83V186H85L86 188L87 187H89V189H93V187L96 189L97 187H98V189L99 188H102L103 186H105L107 183H108V185H109V182H110V185H111V181L110 180H113L114 182V184L112 185V187L113 188H118L120 185H121V187L120 188H123L122 186H124V187H129L130 186V184L132 183V182H134V183H132L131 184V186L129 187V188H132L131 190H132V194L134 195V197L135 198H138L139 197V195L140 194H142L143 193V190H145V188H146V190H147V188H148V190H149V187H151L152 185H150L151 183L153 184L154 182H153V180L154 179H158V178H160V177H162V178H164L165 176L167 177V175H168V177H171V180H170V178H169V181L170 182H172L173 180H175V181H173L172 183H165V185H172V184H178L177 182L179 181V183L180 184H182V183H185L184 181L186 180L187 181V179L189 180V179H191L193 182H195V180H203V177H202V179H201V177H198L196 174L198 173V172H201L202 171V169H203V167H202V165H204V164H207L208 166H209V164L210 163H212V162H214L213 164H210V167H213V165H214V167L215 166H220L221 167V164H223L224 163V159L225 158H223V160H220V159H222V156H220V154H217V152L214 150V149H211L212 148V146H210V144L211 145H213L214 143L215 144H219V141H222L223 140V138L225 139V137H228V136H231L232 134H239L240 132L241 133H243L244 132V128L246 129V128H248L249 126L250 127H252L253 129L254 128H259V125H261L262 124V121L261 120H263V115H262V113L260 114V112H258V111H254V114H255V116H254V114L253 113H251V114H253V115H251V114H245L246 115V120H248L247 122H249V124L246 122V120H244L243 121V119H242V117L245 119V116H242L241 117V119H242V121L244 122V123H240V122H242L241 121V119H238L237 118V122L235 121V120H233L234 122H235V124H233V127H234V125H235V128H232L231 126L232 125H230L231 124V122H233L232 120L230 121V124H228L229 126H227L226 124V127L227 128H224L223 129V127H225V125H224V121H223V119H222V117H218V116H216V113H214V112H212L213 110H215L216 108H217V105L218 106H220V104H223L224 102H221V100H225V103L227 102V101H229V100H227V99H230V102L231 101H236V99H235V97L237 98L238 96H239V98H241L244 94H245V92H246V88H245V86L242 84V83H238L239 85H240V87H238L239 85L237 84V82H229V80H227V78L228 77H226V76H229V70L227 71V69H228V67L225 69V70H221V68L223 67V66H225L226 65V59H225V57H223V60L222 59H220V57L222 56V54L220 53L219 54V52H222V47H219V46H221L220 44H216V46H214V48H212V49H210V51L208 52V55L206 56V57H198L197 56V58H195L196 56H194V58H190V60H191V62L192 61H194V60H198V62H200L199 64H198V62L196 61V66L195 65H192V63L191 62H188V61H190V60H188L187 61V63H186V65H188V63H191V64H189V65H192V67L191 66H187V67H189V68H186V65L184 64L183 66H185V68H186V70L187 71H185L184 70V68H182L183 66H180V65H182V63L180 64V62H181V60L183 59L182 57H183V55H184V52L183 51H185V53H187L188 51L190 52L191 51V49L194 47L195 48V45H196V42L197 41H199L198 39H197V35H195L194 36V34H196L197 32H198V30H196V29H194V28H191V30H192V32L191 33H194V34H191L190 33V29H187L188 30V32H187V30H183V29H179V27H176V29H175V27L173 26H170V28H172V29H170V28H164L163 30H161V31H163L162 33H160L159 35H158V37H157V35H155L154 36V38L152 39V38H150V39H145V37H147L146 35H145V33H146V31L148 32L149 31V28H145V29H139V31H137V29L135 28H131V27H127L126 29L124 28V30H123V28H122V32H121V30H120V33H121V38H120V40H122V42L119 40V37L118 36H120V34H112L113 35V37H115L114 39H113V37H111L112 35H108V37H109V40H108V37H105L106 35V33H108V29H109V27L110 26H108V25H105L106 24V20L105 19H107V16L106 15H104V13H102V11L100 10V11H98L97 9V7L96 6H93L92 8H93V10L91 9V8H88V9H90L89 11L90 12H92V13H90V12H88V11H86V12H88V13H82V14H78V15H76L77 13H73L72 14V16L73 15H75V17L73 18L72 16H71V13L69 14H67V11H65L66 13V15L64 16L65 17V20L66 19H68V20H66L67 22H65V27H63V26H61V21H63L64 20V17L61 19V20H59L60 22H58V23H54V24H52V26L54 27H52V30L53 31H51L52 32V35H54V37L52 36V38L50 39H48V40H45V43L43 42V40H44V38L43 37H41V36H43L44 35V33H45V31H47V25H46V22L47 21H51L50 20V16H52L51 14H49L48 16L47 15H45V16H43L44 14L42 13V10H41V8L43 7V5L45 4V5H47L48 3H52V2H49V1H47V0ZM45 1L47 2V3H45ZM52 1V0H51ZM59 1V2H58ZM90 1V3H91V0H89ZM155 2V4H159V3H163V1H167V0H146L145 2H140V4H141V6H143V5H148V4H150V3H152V5H153V3ZM160 1V2H159ZM171 1V0H170ZM20 2H22V0H20ZM43 3V4H39V3ZM56 2V1H55ZM62 2V1H61ZM60 2V0H57V4H56V6H58L57 8H59L61 5H62V3ZM73 2V1H72ZM158 2V3H157ZM167 2H169V1H167ZM5 3H7L6 1H4V4H0V22L3 20L2 18H4V13H3V9H4V7L6 6V4ZM30 3V4H29ZM61 3V4H60ZM217 3L219 4V5H217ZM100 4V3H99ZM108 3H105V5H107ZM198 4H199V6H198ZM220 4H221V7H220ZM3 5V6H2ZM39 5H40V7H39ZM215 5V6H214ZM2 6V7H1ZM55 6V7H56ZM207 6V7H206ZM37 7V8H36ZM48 7V8H47ZM47 7H43L42 9L44 10V11H48V9H51L49 6H47ZM144 7V6H143ZM193 7L194 8H203L204 7V9H206L207 11H205L204 12V14L207 16V19L209 20V21H212L213 20V23H215V24H219L223 19H224V17H226L227 15H228V13L231 11V9L229 8L230 6H228L227 4H225V3H223V1H220V0H200V1H198V3H196V4H193ZM220 7V8H219ZM31 8V9H30ZM38 8H40V9H38ZM63 7L61 6V8H59V10L60 9H62ZM97 8V9H96ZM128 8V10H126V12H130V10L132 9V6H128L127 7ZM149 7H147V12H150L149 11V9H148ZM226 10H225V9ZM2 9V10H1ZM33 9V10H32ZM35 9V10H34ZM94 9H95V11H94ZM217 9H218V12H217ZM31 10V11H30ZM41 10V11H40ZM56 10V9H55ZM65 10V9H64ZM92 10V11H91ZM97 10V11H96ZM37 11H38V13H37ZM61 11H63V10H60V11H58V9H57V11L56 12H59L60 14L62 13ZM210 11H212V12H210ZM213 11H215V12H213ZM220 11V12H219ZM34 12H35V14H34ZM41 12V13H40ZM96 12V17L94 18L93 17V14ZM99 12V13H98ZM3 13V14H2ZM41 14V17H44V19H46V20H44L43 21V18H41L40 17V15H38V14ZM21 14V13H20ZM43 14V15H42ZM86 14H89V15H86ZM99 14V15H98ZM208 14V15H207ZM221 14V15H220ZM59 15V14H58ZM70 15V16H69ZM91 15V16H90ZM102 15H104V16H102ZM216 15V16H215ZM37 16H39L40 18H36ZM63 15H59V17H62ZM76 16H77V18H76ZM213 16V17H212ZM223 16V17H222ZM229 16V15H228ZM46 17V18H45ZM212 17V18H211ZM215 17V18H214ZM31 18V19H30ZM83 19V20H80V19ZM85 18V19H84ZM96 18H98L97 20H96ZM10 19V18H9ZM30 19V20H29ZM73 19H76L75 21H78L79 22V20H80V22H79V25H78V22L75 24L74 22V20ZM220 20V21H218V20ZM71 20H72V22H71ZM84 20H86V21H84ZM105 20V21H104ZM217 20V21H216ZM42 22V23H41ZM45 22V23H44ZM219 22V23H218ZM27 23H25V24H27ZM83 23H88L89 25H91V26H89V29L87 28L88 26H87V24H86V26H85V24H83ZM96 23V24H95ZM40 24V25H39ZM44 24H45V27H44ZM73 24V25H72ZM82 24V25H81ZM95 26H94V25ZM117 24V23H116ZM116 24H112L111 25V27L110 28H115L116 26H114V25H116ZM70 25V26H69ZM75 25V26H74ZM93 25V26H92ZM100 25V26H99ZM106 27H105V26ZM68 28H70V29H68ZM71 26H72V28H71ZM74 26V27H73ZM81 26H83V27H81ZM99 26V27H98ZM104 26V29L106 30V32L104 31V29L102 30V27ZM63 28V29H61V28ZM77 27H80V28H77ZM91 27V28H90ZM108 27V28H107ZM39 28V29H38ZM55 28H57V30L55 29ZM64 28H65V30H64ZM99 28H101V29H99ZM179 29V31H181V32H179L178 31V29ZM68 29V30H67ZM131 29V30H130ZM194 29V30H193ZM37 30H39L38 32H40L39 33V38L37 37H35L34 36V34H38L37 33ZM44 30V31H43ZM60 30V31H59ZM61 30H63V32L61 31ZM70 30H71V32H70ZM93 30H95V31H93ZM98 30H99V33H100V30H101V32L102 33H100V34H102V35H104V41H105V39L108 41H105L106 43H108L109 45L106 47L107 48V51L106 52H108V54H109V56H110V59H108V60H110V62H111V59H113L114 60V63L112 62V63H110L109 61H106L105 60V58L103 59V56H101L102 55V53H101V51H100V45H99V43H96L95 41H97V40H103V36L102 35H100V34H96V32H98ZM125 30H127V31H125ZM144 30V31H143ZM170 32V34L168 33V31ZM173 30H174V32H173ZM184 32H183V31ZM1 32H0V34H2L3 32V30H0ZM64 31H68L70 34H73V35H69V36H67V33H64ZM72 31H73V33H72ZM86 31V32H85ZM142 31L144 32L143 33V35H142ZM160 31V32H161ZM171 31H172V33H171ZM197 31V32H196ZM57 33V32H61V33H63V34H65V36H67L69 39L67 40V37H65V41H67V43H57V46L60 48V47H64L65 48V50L67 49V51H65V53L66 54H64V56L65 57H58L57 55H56V52L55 51H57V49H58V47H55L56 46V42L54 41V39H55V34L54 33ZM82 32V33H81ZM92 32V34H90ZM104 32V33H103ZM125 32H127V33H125ZM166 34H165V33ZM183 32V34L186 32L188 35H186V34H181ZM68 33V34H69ZM94 33V34H93ZM127 34V36L125 35V34ZM132 33V34H131ZM137 33V34H136ZM177 35H176V34ZM3 34H5V31H4V33ZM2 34V35H3ZM84 34V35H83ZM124 34V35H123ZM128 34H130L129 35V39H128ZM134 34V35H133ZM162 34H165V35H167V36H165V35H163V37H162ZM181 34V35H180ZM191 34V35H190ZM25 35V36H24ZM132 35V36H131ZM136 35H137V37H136ZM145 35V36H144ZM172 35H174V37L173 38H170V37H172ZM31 37V38H29V37ZM37 36V35H36ZM77 38H76V37ZM82 36V37H81ZM85 36H87L86 38L87 39H85L84 37ZM102 37V38H99V37ZM126 36V37H125ZM142 36L144 39L142 40L140 37ZM169 36V37H168ZM178 36V37H177ZM181 36H183L185 39L187 38V40H185L183 37H181ZM188 36V37H187ZM190 36H192V37H190ZM23 37H25V39L23 40L22 38ZM41 37V38H40ZM72 37H74L73 39H72ZM79 37V38H78ZM110 37H111V39H110ZM134 38V42L132 41V39ZM195 37H196V39H195ZM9 37H7V39H8ZM71 38V39H70ZM89 38V39H88ZM176 38V39H175ZM179 38H181V39H179V41H177ZM195 40H194V39ZM43 39V40H42ZM75 39V40H74ZM76 39H77V41H76ZM82 40V39H84V40H82L83 41V43H81L82 41H80V40ZM118 39V40H117ZM137 39V40H136ZM143 41V43H141L142 41ZM160 40V42H161V45H160V43L158 42L159 40ZM171 39V41H169ZM175 39V40H174ZM183 39V40H182ZM188 39H189V41H191L192 43H189L188 44V46H185L189 41H188ZM190 39H193V41L192 40H190ZM38 40V41H37ZM40 40V41H39ZM42 40V41H41ZM50 40V42H48ZM73 40V41H72ZM79 40V41H78ZM85 40H86V44L87 43H90L91 45H93V44H95V46H94V49L92 48L93 46H89L88 44H87V49H89V51H92L91 53L90 52H88V50H84L85 51V54H81V53H84V52H80V50H79V54L77 53V49H75V48H77V47H79V44H81L83 47H85ZM93 40H95V41H93ZM115 40V41H114ZM131 40V41H130ZM136 40V41H135ZM146 40H148V41H146ZM156 42H155V41ZM158 40V41H157ZM31 41V42H30ZM33 41H34V43H33ZM70 41V42H69ZM75 41V42H74ZM88 41V42H87ZM93 41V42H92ZM111 41H114V42H116V43H114L113 42V45L114 46H121V50L123 51V49L125 50V53H124V57H126L125 58V60L123 59L124 57H120L121 55L120 54H118V53H113V50L115 49V48H112V47H114L112 44H110V43H112ZM125 41V42H124ZM138 41V42H137ZM145 41V42H144ZM153 41V42H152ZM166 41V44H167V42L169 41V44H167V45H169V46H167L166 44L164 45L163 43ZM181 41H185L184 43L182 42L181 43ZM195 41V42H194ZM40 42H42V43H40ZM71 42H73V44L75 45L74 47V49L72 48L73 47V45L71 44ZM78 42V43H77ZM110 42V43H109ZM128 42V43H127ZM163 42V43H162ZM175 42H176V44H175ZM180 44H179V43ZM43 43L45 44V45H51V46H53V47H51V46H44L43 45ZM48 43V44H47ZM55 43V45H53ZM69 43V44H68ZM77 43V44H76ZM93 43V44H92ZM138 45H137V44ZM145 43V47L143 46V44ZM152 43H153V45H152ZM158 43V44H157ZM174 43V47L175 48H173L172 46L173 45H171V44H173ZM68 45L67 47H66V45ZM84 44V45H83ZM140 44H142V45H140ZM149 44V45H148ZM163 44V45H162ZM42 45V46H41ZM62 45V46H61ZM69 45H72V47L70 46V48H72V49H70L69 48ZM77 45V46H76ZM111 45V46H110ZM140 45V46H139ZM152 45V46H151ZM192 45V46H191ZM41 46V47H40ZM81 46V48L79 47L78 49H81V51H82V49H85V48H83ZM123 46H125V48L123 47ZM159 46H162V47H159ZM165 46H167V47H165ZM183 46V47H182ZM47 47V49H49V50H47V49H45ZM49 47V48H48ZM51 47V48H50ZM55 47V48H54ZM138 48V49H136V48ZM144 47V48H143ZM153 47V48H152ZM180 47H182L181 49H180ZM186 47V48H185ZM44 48V50L45 51H47V52H45L44 51V53H42V51L43 50H40V49H43ZM57 48V49H56ZM68 48L70 49V52H68L69 50H68ZM92 50H91V49ZM110 48H112L113 50H110V52H109V49ZM126 48L128 49L127 51H128V53L126 52ZM143 48V49H142ZM148 48V49H147ZM155 48V49H154ZM159 48H161V49H159ZM165 48V49H164ZM168 48V49H167ZM170 48H171V50H170ZM176 48H177V50H176ZM216 48H218L217 50H216ZM0 49L1 50H4V49H2L1 47H0ZM53 49H55V50H53ZM135 49V50H134ZM157 49V50H156ZM72 50V51H71ZM74 50H76V51H74ZM161 50V51H160ZM164 50V51H163ZM173 50V51H172ZM177 52L176 54H175V51ZM178 50H180V51H178ZM188 50V51H187ZM194 50V49H193ZM216 50V52L214 53V57H215V59L213 60H211V57H212V55L213 54H210V52H214ZM6 51V49L4 50V51H1L2 53L3 52H5ZM53 51V52H52ZM75 53H77L76 54V56H79L80 54L82 55L81 57H77L76 58V56L74 55H72V54H75ZM134 51V52H133ZM137 51V52H136ZM141 51H143V53L141 54ZM145 51V52H144ZM157 51V56L154 54L155 52ZM171 51H172V53H171ZM39 52H40V55H39ZM94 52V53H93ZM96 52V53H95ZM111 52L113 53V55L111 54ZM165 53V55H164V53ZM170 52V53H169ZM174 52V53H173ZM181 52H183L182 53V55H179V53L181 54ZM47 53V54H46ZM69 53V54H68ZM97 53L99 54L100 53V55H98L97 56ZM127 53V54H126ZM145 53V54H144ZM169 53V54H168ZM193 53V52H192ZM218 55H217V54ZM1 54V53H0ZM132 54V55H131ZM149 54V55H148ZM162 54V57L164 56V57H166V55H169V56H167V58L169 59V61H168V59H165L166 60V63H164V69H166V70H163L162 68H163V63L162 62H159V69H161V71L162 72H164V71H167L168 70V72L167 73H164V76H169L171 73V76H173V74L175 75V76H173V77H175L174 78V81H176V79L178 80L177 82H180V83H191L190 85L192 86V91H194V92H192L191 91V93H190V96H187V98L188 99H190V100H188L187 99V101L186 102H184L183 104H179V105H181L179 108L181 109V108H183L181 111H183V114L180 112V109L178 108V112H179V114H180V118H179V120L177 119L178 118V116L176 117V115H179L178 114V112L177 111H175V110H177V108L176 107H178V104H176L175 106V108H174V106H172L171 107V109H167L165 106H164V110L162 109H160V108H162V107H160L159 105L160 104H158V105H154L153 103H151V104H143L142 105V108H141V111L137 114L139 117V120H140V122L142 123V125L144 126V128L146 127V129L148 128L149 130H150V128L152 127L153 128V126L152 125H154V123L156 124H158V123H160V126H157V124L156 125H154V128H155V126H157V127H159V128H157V130L154 132V129L152 130V128H151V132L149 131V130H147V131H149V133H146V134H150V136H148L147 135V139L146 140H148V141H152L153 143L151 144V143H148V144H151L152 146H153V144L156 142H158V141H156V140H161V139H159V138H162V140L165 138V140H166V142L168 143V146H167V153H172V150H170V149H172V147H173V149H175L174 151H173V153L174 154H178V155H180L179 157L180 158H182L181 156H182V154H188L187 155V164L186 165H181V164H184V162L186 161L185 160V158H184V156H186V155H184L183 156V158L182 159H179L181 162H174L175 161V158L176 157H174L173 158V160H171L170 159V157L168 158V157H166V156H164L163 157V160L165 159L166 160V158L168 159V161L166 160V162H164V165L165 164H167V166H169V165H171L172 164V167L170 166V168H164L163 170L161 169L162 167H163V163L161 162H159V166H161V167H158L157 169L156 168H154L153 167V165H155V163L156 162H151L150 164H149V166H151L150 167V169L146 172V174H149L150 173V175H147L146 176V174H145V179L146 180H144V176L141 178L140 176H135L134 177V175H136V174H133L132 176H131V178H130V175L135 171V172H138L139 171V169L141 168V167H138V163H135V164H133V165H129V167L127 166V168L126 167H124V166H121V165H123V159H124V156L123 155H126V151L125 152H123L122 151V153L120 154V153H118L117 151L119 150L118 149V147L120 146L119 144H117V145H119L118 147H115V146H117L115 143H120V141L118 140L119 139V135L120 134H123V133H117L116 132V130L113 128L114 127V124L112 123V125L111 126H107V125H110L109 124V122H105V123H103L104 125H106L104 128L105 129H103L102 128V123L100 122V120L98 119V116H94V118H93V114H95L96 115V112H95V106H97V111H98V109H101L102 107H99V105L101 106V104H103L102 102H101V99L103 98V96L102 95H104V91H103V89H99L96 85L98 84V82H100V81H103L104 80V78H106V77H110L111 75H113V76H121V75H124V73H125V76H127L128 78H134V79H131V80H127V82L125 81L126 80V78H124L125 76H121L122 78V80L121 79H119V81L120 82H122L123 84H121V86L119 85L118 86V88L119 89H122V86L124 85H128L127 83H133V82H137V80H138V78H139V74L137 73V72H135L134 73V71H138L139 69L138 68H140L141 66H146V64H147V66L149 67V66H151V65H149V64H154L152 61H153V59L154 60H156V61H158V60H160L161 61V59H159L160 58V56L159 55H161ZM193 54H195V53H193ZM2 55V54H1ZM0 55V56H1ZM47 55V56H46ZM66 55H67V57H66ZM96 55V56H95ZM131 55V56H130ZM143 55H147V56H143ZM153 55H155L156 57H157V59L155 58V56L153 57ZM171 55H172V58H171ZM210 55H211V57H210ZM13 56V57H12ZM11 57H12V59H8L9 61H11V62H14V60H16V59H18L17 58V55L15 56L14 54L12 55ZM27 56V55H26ZM30 56V57H29ZM72 56V57H71ZM99 56H101L100 58H99ZM116 57V56H118L117 58H113V57ZM134 56V57H133ZM143 57L142 59H141V57ZM149 56V57H148ZM152 56V57H151ZM181 56V57H180ZM220 56V57H219ZM10 57V58H11ZM58 59H57V58ZM71 57V58H70ZM86 58V59H84V58ZM99 58V62H100V64L99 63H97L98 61H96V63L95 62H93L94 60H97V58ZM112 57V58H111ZM120 57V58H119ZM127 57H131V59H129V58H127ZM135 57H136V59H135ZM180 59H179V58ZM208 57H210V58H208ZM32 59V56L31 55H28V57H26V59H25V61H23L24 62V64H23V69H24V71H23V73L22 72H19V70L18 69H11L12 67H10V68H8L7 69V65L8 64H6V62H1V65L3 66V63H5L4 65H6V66H4V67H2L1 65V67H0V73H2V74H0V92H2L3 94H4V97L2 96L3 94H1L0 93V108H1V111H0V113L2 112V110H5L4 112L6 113V109H7V107L9 106V105H14L15 104V102L16 101H18V100H20L23 96V94L24 93H26L27 91H29V90H34L35 88L33 87V86H35V85H33L32 84V82H31V85L30 86H28L29 87V89H27L28 87H27V83H29L28 82V75H29V72H27V67H28V59ZM66 58V60L68 59V58H70V61H74L73 63L72 62H70V61H64V59ZM73 58H74V60H73ZM75 58H76V60H75ZM78 58L79 59H81V58H83V59H81L80 60V62H78ZM151 58V59H150ZM175 58V59H174ZM178 58V59H177ZM182 58V59H181ZM200 58L201 59H203V63L201 62L202 60H200ZM217 58V59H216ZM218 58H219V60H218ZM14 59V60H13ZM52 59V60H51ZM91 59V60H90ZM103 59V60H102ZM132 59H133V61H132ZM147 59V60H146ZM13 60V61H12ZM62 60H63V62H62ZM112 60V61H113ZM127 60H129V62L127 61ZM130 60H131V63H135V64H131L130 63ZM142 60V61H141ZM164 60V59H163ZM171 60V61H170ZM173 60H178V61H175V62H173ZM200 60V61H199ZM222 60V62H220ZM55 63H54V62ZM106 61V62H105ZM115 61H116V63L119 61L120 63H122L121 61H123V62H125V63H122V68L124 67L125 68V71H124V68H123V70H120V69H122V68H118V66H117V68H116V66L114 67V66H110V65H115ZM128 63H127V62ZM138 61H141L140 63L138 62ZM212 61V62H211ZM214 61V62H213ZM56 62H59V64L57 63V65L59 66V65H64L65 66V71H64V75H62V76H64V77H61L60 75H58V73H56V72H58L56 69ZM62 64H61V63ZM64 62L67 64L68 62H70L69 63V65L68 66H66V64H64ZM83 62H84V64H83ZM91 64H90V63ZM138 62V63H137ZM144 64H143V63ZM149 62V63H148ZM170 63V66H165V64L166 65H169V63ZM178 62V64H175V63H177ZM211 64H210V63ZM218 62H219V64H218ZM79 65H78V64ZM88 63V64H87ZM212 63H214L215 64V66L214 65H212ZM217 63V64H216ZM27 64V65H26ZM54 64H55V67H52V66H54ZM75 64V65H74ZM81 64V65H80ZM90 64V65H89ZM93 64H96V65H93ZM97 64H99V66H101V67H99ZM103 64V65H102ZM109 64V65H108ZM117 64H119V63H117ZM116 64V65H117ZM123 64H124V66H123ZM128 64V65H127ZM139 66H138V65ZM141 64V65H140ZM143 64V65H142ZM162 64V65H161ZM173 64V66L174 67H172L171 68V65ZM175 64V65H174ZM73 65V66H72ZM77 65H78V67H77ZM85 65V66H84ZM88 65V66H87ZM119 65H121V64H119ZM133 65H135V67H133V68H136V67H138V68H136V69H132V66ZM199 65V66H198ZM70 66V67H69ZM76 66V67H75ZM90 66V67H89ZM93 66V67H92ZM95 66H98V68H99V70L101 69V71H100V73H101V75H100V73H99V71L97 70L98 68L97 67H95ZM107 66V67H106ZM127 66H128V68L130 69H128L127 68ZM131 66V67H130ZM146 66V67H147ZM162 66V67H161ZM176 66H178V67H176ZM211 66V67H210ZM213 66V67H212ZM69 67V68H68ZM87 69L88 67L91 69H93V70H95V71H98V72H95L94 71V74H93V70H90L89 68L86 70L85 68ZM103 67V68H102ZM161 67V68H160ZM167 67V68H166ZM180 67H181V69H180ZM196 67V68H195ZM215 67V68H214ZM217 67V68H216ZM55 68V69H54ZM82 68V70L80 71V69ZM170 69V71H169V69ZM173 68L174 69H176V70H173ZM178 68V69H177ZM210 68V69H209ZM211 68H212V71H209V70H211ZM26 69V70H25ZM54 69V70H53ZM103 69H104V72H107L108 74H106V75H104V73H103ZM172 69V70H171ZM180 69V70H179ZM192 69V70H191ZM195 69V70H194ZM207 69H209V70H207ZM3 70V71H2ZM74 72H73V71ZM85 72H84V71ZM106 70V71H105ZM108 70V71H107ZM127 70V71H126ZM133 71V74H132V71ZM194 70V71H193ZM206 70V71H205ZM221 70V71H220ZM7 71H9V72H13L12 74H10L9 73V81H5L6 83H8L9 84V86L11 87V91L9 90L10 89V87H8V88H6L5 86H3L2 87V85H1V81L3 80L2 78L3 77H1V76H4V77H6L5 76V74L4 73H6ZM77 71H80V74L81 75H79V72L77 73ZM88 71H91L90 73H91V75L92 76H90V73L88 72ZM119 71V72H118ZM130 71V72H129ZM140 71V70H139ZM172 71V72H171ZM175 71V72H174ZM176 71H178L177 73H176ZM180 71V72H179ZM193 71V72H192ZM204 71V72H203ZM207 71L208 72H210V73H207ZM216 71V72H215ZM226 71H227V74H226ZM4 72V73H3ZM14 72L18 75L19 74V76H16L15 74H14ZM81 72H83V73H81ZM114 72V73H113ZM116 72V73H115ZM123 72V73H122ZM128 72V73H127ZM190 72V73H189ZM221 72V73H220ZM22 73V74H21ZM53 73V74H52ZM55 73V74H54ZM68 73V74H67ZM70 73V74H69ZM84 73H86V75H84ZM89 73V75H87ZM129 73H130V75H129ZM168 73H169V75H168ZM197 73H199L198 75H197ZM203 73H205L207 76L205 77L204 76V74ZM216 75H214V74ZM24 74L26 75V76H24ZM65 74L68 76L67 77V79L68 78H70V80H72L71 82L69 81V79L68 80H66L65 79ZM102 74L105 76H102ZM118 74V75H117ZM138 74V75H137ZM195 74V75H194ZM211 75L210 77H209V75ZM226 74V75H225ZM7 75V74H6ZM11 75V76H10ZM54 75V76H53ZM56 75H58V76H60V77H58V76H56ZM71 75V76H70ZM75 75V76H74ZM93 75H94V77L95 78H93ZM99 75L101 76V77H99ZM131 76V75H133L132 77H129V76ZM136 75V76H135ZM162 75H163V73H162ZM193 75V76H192ZM203 75V76H202ZM220 75H224V77H220V78H217L218 76ZM14 76V77H13ZM16 76V77H15ZM52 76V77H51ZM74 76V77H73ZM77 76V77H76ZM80 76V77H79ZM83 76H85V77H83ZM89 76L92 78H89ZM188 76V77H187ZM193 78H191V77ZM194 76H196L195 78H194ZM199 76H201V77H199ZM215 78H214V77ZM23 77V78H22ZM27 77V78H26ZM30 77H31V74H30ZM50 77V78H49ZM58 77V78H57ZM88 77V78H87ZM18 78H20L21 79V81H19V79ZM61 80H60V79ZM62 78H63V80H62ZM76 78H79V80H77ZM86 78V79H85ZM97 78V79H96ZM101 78H102V80H101ZM182 78H184V79H182ZM192 79L193 81H191L190 79ZM200 78H204L203 80L202 79H200ZM208 78V80H213V81H211V82H209L208 80H206ZM223 79L224 80V82H225V84H226V81H227V83L229 84V86L227 85V88L225 87L226 85H223V80H221L220 81V79ZM14 80V82L12 83L11 81H13ZM26 79V80H25ZM32 79V78H31ZM64 79L67 81V82H69V83H65V81H64ZM74 79V80H73ZM76 79V80H75ZM89 79H91L90 80V82H89ZM195 79V80H194ZM197 79H200V80H197ZM219 79V80H218ZM23 80V81H22ZM24 80H25V82L27 81V83H26V85H22V84H25V82H24ZM58 82V83H60L61 85L63 84V86H62V89L60 90V89H58V88H60L61 87V85H58V83L56 82V81ZM87 80H88V82H87ZM182 80V81H181ZM220 81L221 83H222V85H223V94H218L219 92L217 91V88H216V86L215 85H213L214 84V81ZM19 81V82H18ZM55 81V82H54ZM60 81V82H59ZM62 81V82H61ZM77 81V82H76ZM84 81V82H83ZM93 81V82H92ZM189 81V82H188ZM194 81H196V82H194ZM200 81V82H199ZM201 81L203 82V83H201ZM3 82V81H2ZM9 82H11V84L9 83ZM80 82V83H79ZM96 82V83H95ZM194 82V83H193ZM207 82L208 83V85H206L205 83ZM18 83L19 84H21V86L24 88H21V89H19L21 86L19 85V86H17L18 85ZM34 83V82H33ZM86 83V84H85ZM198 83H200L201 84V86L198 84ZM232 83V84H231ZM17 84V85H16ZM84 84H85V86H84ZM120 84V83H119ZM234 84H236L237 85V89H236V86L234 85ZM12 85V86H11ZM14 85V86H13ZM29 85V84H28ZM33 85V86H32ZM79 85H81V86H84V87H81V86H79ZM90 85L92 86L91 88H87L86 89V87H90ZM196 85H199V86H196ZM202 85H204V86H202ZM211 85V86H210ZM231 85V86H230ZM242 85V86H241ZM33 88H32V87ZM60 86V87H59ZM69 86V87H68ZM72 86V87H71ZM235 86V88H233V87ZM19 87V88H18ZM73 87H74V89H73ZM121 87V88H120ZM212 87V88H211ZM15 89V90H13V91H15L14 92V94H13V92H12V89ZM66 88H69L70 89V91H68V92H66L67 90H69V89H67V90H65ZM85 88V89H84ZM93 88H96L97 90V92L95 91L94 92V90L95 89H93ZM196 88H198V89H196ZM200 88V89H199ZM207 89V91L208 90H212V91H206L205 89ZM211 88V89H210ZM226 88V90L224 91V89ZM229 88H231L230 90H228ZM239 88L241 89V90H239ZM4 91H3V90ZM27 89V90H26ZM115 89H117V88H115ZM201 89H203L204 90V92L203 91H200ZM214 89H216L214 92H213V90ZM233 89H234V91H233ZM2 90V91H1ZM20 90V91H19ZM22 90V91H21ZM58 90H60V92H57ZM63 90H65L64 91V93L65 94H63ZM72 90V91H71ZM76 90V91H75ZM88 92H87V91ZM196 90V91H195ZM198 90H199V92H198ZM235 90H237L238 92H236ZM5 91H8L7 92V94L10 92V94H9V96L8 95H5L6 93H5ZM90 91H92V93L94 92L95 94H96V96H95V94H93L92 95V93L90 92ZM101 91V92H100ZM231 92V94L229 95V96H233V98L232 97H225V96H227L226 95V93L228 94L229 92ZM19 92H21V94L19 93ZM83 92V93H82ZM103 92V94L101 95V93ZM196 92H198V94L196 93ZM207 92V93H206ZM209 92H211V93H209ZM218 92V93H217ZM233 92H235V93H233ZM63 95H62V94ZM72 95H71V94ZM87 93V94H86ZM90 93H91V95H90ZM98 93V94H97ZM99 93H100V95H99ZM192 93L195 95V97H194V95H192ZM203 95H202V94ZM208 93H209V95H208ZM218 95H217V94ZM233 93V94H232ZM238 93H239V95H238ZM59 94H61V95H59ZM68 94V95H67ZM204 94H207L208 96H206L205 95V98H204ZM224 94H225V96H224ZM241 94V95H240ZM14 95V96H13ZM18 95V96H17ZM59 95V96H58ZM77 95V96H76ZM97 95H99L98 97H97ZM189 95V94H188ZM212 95V96H211ZM221 95V96H220ZM5 96H6V98H5ZM8 96V97H7ZM12 96V98H10ZM64 96H70L69 98H67V97H64ZM75 96V97H74ZM78 96H79V99H78ZM197 96V97H196ZM198 96H203V97H198ZM223 96V97H222ZM15 97V98H14ZM20 97V98H19ZM52 97V98H51ZM73 98L72 100H74L73 102H72V100L70 99V98ZM102 97V98H101ZM193 97H194V99H193ZM210 97V98H209ZM211 97H213V98H211ZM220 97H222V98H224V99H220V102H218L219 101V99L218 98H220ZM16 98H19V99H16ZM48 97L46 96V99H47ZM51 98V99H50ZM65 99V101H62V100H64ZM77 98V99H76ZM92 98V99H91ZM95 98H96V100H95ZM196 98H198V99H196ZM217 100H216V99ZM238 98V99H239ZM4 101V102H2V100ZM7 99H8V101H7ZM15 99V100H14ZM57 99V100H56ZM62 99V100H61ZM66 99H68L67 101H66ZM90 99V100H89ZM191 99H193V102L191 103ZM196 99V100H195ZM205 99V100H204ZM216 100L217 102H218V104L215 102L214 103V106H213V104L211 103L212 101L211 100ZM11 100H14L12 103H11ZM70 100H71V102H70ZM95 100V103H96V105H95V103L93 102ZM195 100V101H194ZM197 100H198V103H196L197 102ZM5 101H7L6 103H5ZM34 101V102H33ZM56 101H61L60 102V104H59V102H56ZM98 101V102H97ZM209 101H211V102H209ZM29 102H31L32 104H35L36 105V100H34V99H32V101H29ZM54 102H56V103H54ZM63 102H66L65 104L63 103ZM74 102L75 103H77V105L76 104H74ZM79 102H81V103H79ZM90 102H92V103H90ZM100 102V103H99ZM3 103H4V105H3ZM31 103H29V105L31 104ZM53 103V104H52ZM69 103V104H68ZM94 103V104H93ZM97 103H99L98 105H97ZM146 103V102H145ZM187 103V104H186ZM195 103H196V105H195ZM208 103V104H207ZM228 103V102H227ZM2 104V105H1ZM9 104V105H8ZM27 103H25L24 104V106H28V105H26ZM31 104V105H32ZM49 104V106H51ZM55 104H57V106L55 105ZM74 104V105H73ZM88 104V105H87ZM202 104V105H201ZM204 104H205V106H204ZM206 104H207V106H206ZM58 105H60V106H62V107H60V106H58ZM63 105H64V107H63ZM69 105V107H67ZM83 105V106H82ZM183 105V106H182ZM190 105V106H189ZM195 105V106H194ZM199 105V106H198ZM201 105V106H200ZM72 106H75L74 108L72 107ZM76 106H77V108H76ZM87 106H89V110H88V107ZM91 106H93V107H91ZM152 106V107H151ZM187 106H188V108H187ZM211 108H210V107ZM41 107V108H40ZM58 107V108H57ZM66 107V108H65ZM73 109H72V108ZM99 107V108H98ZM158 107V108H157ZM160 107V108H159ZM193 108V110L196 112H193L192 111V108ZM203 107H206V108H203ZM5 108V109H4ZM39 108L41 109H39V111H40V113H44L45 112V110H44V108L42 107V105L40 104L39 105ZM60 108H63L61 111H63L64 110V112H60L59 113V110H57V109H60ZM79 108V109H78ZM195 108H196V110L198 109V111H200V113L198 112V114H197V111L195 110ZM75 110L76 111V113H78V114H76L75 113V111L73 112L72 110ZM78 109V110H77ZM156 109V110H155ZM188 109V110H187ZM201 109H203V110H201ZM207 109H209V110H211L210 111V115L208 114V113H206L207 112ZM43 110V111H42ZM51 110H53V113H52V111ZM58 112H57V111ZM81 110V111H80ZM93 110V111H92ZM161 110V111H160ZM167 110V111H166ZM185 110V111H184ZM205 110V111H204ZM208 110V111H209ZM70 111H72V112H70ZM4 112H2L1 114H0V122H1V120L2 119H4L3 117H4ZM56 112V113H55ZM68 114H67V113ZM80 112H82V113H80ZM89 112H90V116L88 115L89 114ZM167 112V113H166ZM55 113V114H54ZM72 113L74 114L75 113V115H74V118L77 116V118H73L72 116ZM85 113V114H84ZM93 113V114H92ZM151 113V114H150ZM166 113V114H165ZM169 113L170 114H173V115H170V116H168L169 115ZM186 113H189V114H191V116L189 117V119L190 120H192V121H189V119L186 117L188 114H186ZM193 113H195V117L194 116H192V115H194ZM204 113V114H203ZM212 113H214V115L212 114ZM82 114V115H81ZM160 114V115H159ZM162 114V115H161ZM165 114V115H164ZM174 114H176V115H174ZM184 114H186V115H184ZM197 114V115H196ZM202 114V115H201ZM205 114H207V115H205ZM3 115V116H2ZM62 115H68V116H62ZM79 115V116H78ZM88 115V116H87ZM153 115H157V116H155V117H153ZM250 115V117H247V116H249ZM34 116V117H33ZM33 116H31L32 118H35L36 117V115H33ZM50 116V120H52V117ZM56 116H58V117H56ZM70 116V119L68 118ZM83 116V117H82ZM92 116V117H91ZM158 116H163V117H165V119L164 118H158ZM168 116V117H167ZM173 116H175L176 117V119L178 120H175V118L173 117ZM182 116H184L185 118H187L186 119V121H184L183 122V120L181 119V117ZM203 116V117H202ZM204 116L205 117H207V116H209V117H207V119L209 118V120L210 121H213L214 123L212 124V123H210V121H208L210 124H207L208 122L206 121V120H204ZM214 118H212V117ZM252 116H254V118L255 119H253V117ZM258 116V117H257ZM66 117L68 118V119H66ZM87 117V118H86ZM97 117V119H95ZM147 117V119H145ZM32 118H29L30 120H32ZM55 118H58V119H55ZM62 118H64V119H62ZM80 118H82V119H84V122L86 123V124H88V126L86 127L85 126V123L82 121V119H80ZM149 118V119H148ZM157 118V119H156ZM170 119L171 120V118H173V121L172 122H170V120H167V119ZM183 118V117H182ZM201 118H203L202 120L205 122H207V123H205L204 125H203V123L204 122H202V120H201ZM211 118L213 119V120H211ZM257 118V119H256ZM20 120L21 121V119H22V117L20 116L19 118H17V120ZM29 119H25V118H23L22 120H28V121H30ZM61 120V123H60V120ZM72 119V120H71ZM89 119L90 120H93L94 121V123H92L91 121L89 122ZM161 119H163V120H167V121H163V120H161ZM184 119V118H183ZM195 121H194V120ZM4 120H6L5 122H7L8 120L5 118ZM4 120H2L3 122V124H2V126L3 127H1V129L3 130V132L2 133H4V134H2L1 133V129H0V136H1V138H0V140H3V141H5V139H7L6 141V143H9V144H11V141L13 142V145H9V146H12V149L14 150V152H13V150L11 151V148L10 147H8L9 148V156L11 157V155H12V157H11V159H13L15 156L13 155V153L16 155V153H15V151L17 150H19L20 148H22L21 150V152H20V150L17 152V155H18V157L20 158V161H21V159H23V161H19V159H18V157L16 158H14V160L16 161V162H18L17 164H16V162L15 161H13L12 160V162L14 163H9V165L10 166H13V167H15L16 169L18 168V169H21V171L23 170V169H25V170H23V171H30V170H33L32 168H35V170H33V171H36V169H40V170H43V169H48V171L50 172V171H52L53 170V172H54V170L56 171V172H54L53 174V178L50 176V179L52 178L53 180L54 179H60L61 178V176H62V169H63V163L65 162L64 160H65V158L66 159H68V157L70 158L71 157V153H69V151H67L66 152V154L64 153V154H55V153H53V151L50 153V152H48V151H44V150H42V149H40L39 148V151H41V153L37 150V152H34L32 149H30V148H28V147H21L20 145H22L21 143H20V141L19 140H16V141H13V140H15V138H13L14 137V135L15 134H18L19 136H23V135H28V134H31V132L32 133H34L33 131L34 130H32V128L33 127H31V124L30 123H27L26 122V124H25V122L24 121H22V122H24V124L23 123H21L22 125H20V121L18 120V123H19V125L17 124V122H16V120H13L12 118L10 119L11 120V122H10V125H9V127L7 126V125H4ZM55 120H56V122H55ZM59 120V121H58ZM68 120H69V122L70 123H68ZM76 120V122H74ZM80 120V121H79ZM99 121V124H98V121ZM201 120V121H200ZM240 120V121H239ZM250 120V121H249ZM254 120V121H253ZM255 120H257V121H255ZM260 120V121H259ZM64 121V123H63V125H61L62 124V122ZM78 121V122H77ZM95 121H97V125H96V122ZM161 121L163 122V123H161ZM201 123H200V122ZM219 121H221L220 123H218ZM222 121H223V123H222ZM13 122V123H12ZM14 122L16 123V124H14ZM54 122V123H53ZM65 122H66V125L69 127V128H71L70 130L69 129H67V128H65L66 127V125H65ZM71 122H72V125H71ZM87 122H89V123H87ZM261 122V123H260ZM12 123V124H11ZM59 123V124H58ZM76 123V124H75ZM82 123H84L83 125L86 127H84L83 125H82ZM90 123H92V124H94V125H92V126H94V127H92L91 125H90ZM149 125H148V124ZM168 123V124H167ZM180 123V124H179ZM197 123V124H196ZM238 123V124H237ZM252 123V124H251ZM255 123V124H254ZM16 126H14V125ZM56 124H58V125H56ZM74 124V125H73ZM147 124V125H146ZM180 125V126H182V127H180V126H176V125ZM199 124H201V125H199ZM208 126H207V125ZM216 124L217 125H221V129H220V126H217L216 127ZM223 124V125H222ZM246 124V125H245ZM257 124V125H256ZM24 125V126H23ZM53 125H55V126H53ZM60 125L63 127H61V129H58L57 127H59L60 128ZM76 125V126H75ZM80 125V126H79ZM101 127H100V126ZM103 125V126H104ZM193 125H195L194 127H192ZM197 125V126H196ZM203 125V126H202ZM212 125V126H211ZM252 125V126H251ZM254 125H256V126H254ZM263 125V124H262ZM12 126V127H11ZM20 126H22V127H20ZM26 126H29V127H27L28 128V130H27V128H26ZM65 126V127H64ZM71 126V127H70ZM77 126H79L80 127V129H77L78 127ZM96 126H98V127H100V128H96ZM148 126H151L150 128L148 127ZM173 128H172V127ZM174 126H175V128H174ZM199 126H201V127H203V129L200 127L199 128ZM19 127V128H18ZM72 127H76V130L74 129V131H73V129H72ZM90 127V128H89ZM108 129H110V130H108ZM110 127V128H109ZM169 127V128H168ZM171 127V128H170ZM189 129H188V128ZM209 127V128H208ZM214 127V128H213ZM238 127V128H237ZM248 128V129H252V128ZM260 127H262V126H260ZM10 128V129H9ZM13 128H14V130H13ZM31 128V129H30ZM55 128L57 129V130H55ZM164 128V130H163V132L162 133H160L159 131L161 130V129H163ZM193 128H194V130H193ZM207 128L211 131H207ZM213 128V129H212ZM218 130H216V129ZM228 128H231L232 130H230V129H228ZM242 128V129H241ZM34 129V128H33ZM97 129V130H96ZM99 129V130H98ZM170 129H172V132L174 133H172L171 132V130ZM173 129L174 130H176V131H173ZM179 129H180V131H181V133H180V135H179V133H177L178 131H179ZM183 129H185V133H184V130ZM206 129V130H205ZM222 129H223V131H225V132H223L222 131ZM228 129V130H227ZM7 130H8V132L9 133H11V134H13V135H8L9 133L7 132ZM23 132H22V131ZM26 132H28V133H25V131ZM30 130H32L31 132H30ZM60 132H59V131ZM71 132H69V131ZM73 132H72V131ZM86 130L89 132H86ZM101 130V131H100ZM106 130V131H105ZM109 132H108V131ZM114 130H115V132H114ZM178 130V131H177ZM190 130V132L188 133V131ZM197 130H201V131H197ZM238 130V131H237ZM23 133V135H22V133ZM56 131V132H55ZM58 131V132H57ZM68 132V133H70V134H68V133H65V132ZM100 131V132H99ZM145 131V130H144ZM146 131V132H147ZM168 131V134L167 133H165V132H167ZM171 133H170V132ZM195 131H197V132H199V133H197L196 135H198V137L195 139V137H196V135H195ZM220 131V132H219ZM227 131V132H226ZM230 131H232L230 134H228ZM91 132V133H90ZM106 134H108V135H106ZM108 132V133H107ZM177 133V135H176V137H175V134ZM187 132V133H186ZM211 133V135H209L210 137H207L208 136V133ZM213 132V133H212ZM222 132V133H221ZM5 133H6V135H5ZM21 133V134H20ZM25 133V134H24ZM57 133H58V135H57ZM60 133V134H59ZM65 133V134H64ZM88 133V134H87ZM97 133V134H96ZM105 134V137H104V135L103 134ZM110 133V134H109ZM169 133H170V135H173V136H170L169 135ZM209 133V134H210ZM220 133V134H219ZM240 133V134H241ZM260 135H261V139H262V141H264V131H260ZM66 134H68L69 135V137H68V135H66ZM101 134L103 135V137L106 139L107 138V142H106V140H104V138L102 139V136H101ZM111 134H113L112 136H111ZM114 134L116 135V134H119V135H116V136H114ZM131 134V135H130ZM133 134V135H132ZM189 134V135H188ZM215 134V135H214ZM222 134V135H221ZM258 134H259V132H258ZM4 135V136H3ZM57 135V136H56ZM84 135H85V137H87V139H85V137H84ZM97 135H100V136H97ZM127 135H129L128 137H129V139H131V142H133V140L134 139H137L138 138V136H137V134H136V136H134L135 135V133L134 132H129V133H127ZM182 135H184L183 137H182ZM192 135H194V136H192ZM205 135H206V137L208 138H206L205 137ZM218 135V136H217ZM13 136V137H12ZM53 136H56V137H53ZM63 136V137H62ZM83 136V137H82ZM95 136H97V137H95ZM107 136V137H106ZM117 137V140L116 139H114V137ZM122 136V135H121ZM135 138H134V137ZM146 136V135H145ZM166 136V137H165ZM178 136V137H177ZM205 137L206 138V140H205V138H204V141H202L201 139V137ZM225 136V137H224ZM2 137H4V139L2 138ZM8 137H9V139H8ZM98 137H100V138H98ZM108 137H109V139H108ZM137 137V138H136ZM148 137H150V138H148ZM200 137V138H199ZM212 137V138H211ZM214 137V138H213ZM218 137V138H217ZM222 138V139H220V138ZM22 138H24V136L22 137ZM21 138V139H22ZM59 138V139H60ZM143 138V139H144ZM180 138H181V140H180ZM186 138H189V139H186ZM193 138V139H192ZM198 138L200 139V140H198ZM54 139H52V140H54ZM91 141H90V140ZM110 139H112V140H110ZM143 140V143H144V145H145V143H146V140ZM184 139H186V141L184 140ZM191 139V140H190ZM210 139H211V141H213L214 140V142L212 143H210L209 141H210ZM113 140H116V142L115 141H113ZM168 140V141H167ZM182 140H184L185 141V143L183 142L182 143ZM188 140L190 141V142H192V143H197V144H191L190 145V142H188ZM194 140V141H193ZM197 140L199 141V143H201L202 144V142L204 143L205 141H207V142H205L203 145H205V144H208L209 146H204V147H202V149L201 148H198V146L197 145H199L198 144V142H197ZM215 140H216V142H215ZM18 141H19V143H18ZM86 141V142H85ZM88 141V142H87ZM101 141V142H100ZM103 141H104V144H105V142H106V146H104V144H103ZM108 141H111V143L110 142H108ZM119 141V142H118ZM147 141V142H148ZM202 141V142H201ZM80 142V143H79ZM81 142H83V143H81ZM113 142H114V144H113ZM188 142V143H187ZM15 143V144H14ZM17 143V144H16ZM88 143V144H87ZM90 143V144H89ZM94 143H95V145H94ZM101 143V144H100ZM109 143V144H108ZM178 144V145H176V148H174V146H175V144ZM187 143V146H186V151L188 152H186V151H181V152H179L180 150H182V149H180L184 144H186ZM19 144V145H18ZM85 144H87V145H85ZM108 144V145H107ZM172 144L174 145V146H172ZM181 144H182V146H181ZM189 144V145H188ZM214 144V145H215ZM101 145L104 147H101ZM147 145V144H146ZM196 145V146H195ZM19 146V148L17 149V147ZM110 146H112V147H110ZM149 146V145H148ZM178 146H181V147H179L178 148ZM184 146V147H185ZM191 146V148H192V151H191V148H189V147ZM15 147V148H14ZM93 147V149H91ZM110 147V148H109ZM114 147V148H113ZM149 147H151V146H149ZM194 147H197L198 149H196V148H194ZM207 147H211V148H209V150L207 149ZM26 148V149H25ZM28 148V149H27ZM99 148V149H98ZM103 149V150H101V149ZM111 148H112V150H111ZM115 148H117L116 149V152H114V150H115ZM120 148V150H122V147L120 146L119 147ZM136 148V147H135ZM134 147H133V151L134 152H132V147H129V148H127V149H130V152H132V154H134L135 153V149ZM178 148V149H177ZM187 148L189 149V150H187ZM206 148V151H204V149ZM16 149V150H15ZM90 149V150H89ZM107 149H108V151H107ZM127 149H125V150H127ZM137 149V148H136ZM153 147H151V148H149V151H148V153H149V155H152L151 153H153V154H155V151L157 150V151H159L160 150V147L157 145V147L156 148H154L153 150ZM193 149L195 150L196 149V151L194 152L193 151ZM200 149L201 150H203L202 152L200 151ZM24 150V151H23ZM89 150V151H88ZM92 150H94V151H92ZM98 150V151H97ZM106 150V151H105ZM151 150L153 151V152H151ZM177 150H179V151H177ZM213 150V151H212ZM28 151V152H27ZM91 151H92V154L94 155L95 154V152H97L98 154H95L94 156L93 155H91ZM100 151H102L101 153H100ZM175 151H176V153H175ZM189 151H191V152H189ZM198 151H200L199 153H198ZM23 152V153H22ZM35 154L36 153V157H38L39 158V156L41 157L40 158V160L39 159H37V161H35L34 160V156H33V159H32V155H33V153ZM39 152V153H38ZM42 152H44V153H42ZM108 152V153H107ZM114 152V153H113ZM180 154H179V153ZM185 152V153H184ZM192 152H193V154H192ZM197 152V153H196ZM210 152H211V154H210ZM214 152H216V153H214ZM53 153V154H52ZM86 153H88L87 154V156H85V158H86V160H83V159H85V158H83L82 159V156H80V155H86ZM108 154V156H105V155H107ZM115 153H116V155H115ZM124 153V154H123ZM173 153L172 154H170V156H172L173 155ZM207 155H206V154ZM11 154V155H10ZM23 154H27V155H30V157H31V160H32V162H31V160L28 158V156L27 155H25V156H23ZM50 154V155H49ZM67 154H70L69 156L67 155ZM80 154V155H79ZM105 154V155H104ZM120 154V155H119ZM128 154H129V158H135V159H138L136 156V154H135V156H131L130 154L131 153H129L128 152ZM127 154V155H128ZM16 155V156H17ZM23 157H22V156ZM44 155V156H43ZM56 155H57V157H56ZM65 155H67V156H65ZM74 155V154H73ZM72 155V156H73ZM89 155H91V156H93V157H90ZM109 155H110V158H109ZM113 155V156H112ZM123 157H122V156ZM169 155V154H168ZM167 155V156H168ZM202 155H204V156H202ZM60 156V157H59ZM63 158H62V157ZM76 156H77V158H76ZM79 156V157H78ZM96 156H98L96 159L94 158V157H96ZM103 156V157H102ZM107 157V159H105V157ZM116 158V159H118L119 158V160L121 159V158H123V159H121V161H119V160H116L115 159V162L116 163H118V164H116V166H115V163H114V159L112 158ZM115 156H117V157H115ZM120 156V157H119ZM174 156V155H173ZM198 158H197V157ZM217 156V157H216ZM220 156V157H219ZM56 157V158H55ZM80 157H81V159H80ZM84 157V156H83ZM166 157V158H165ZM205 157V160L203 161V159H201V158H204ZM219 157V158H218ZM229 157V159L228 160H231V159H236L235 158V156L233 157L232 155L231 156H228ZM227 157V158H228ZM25 158H28V162H30V163H28L26 160H24ZM55 158V159H54ZM91 160H90V159ZM94 158V159H93ZM112 161H110L109 159ZM199 158H200V160H199ZM218 158V159H217ZM227 158H226V161H227ZM260 158H262L261 159V161L260 162H257V161H259V159ZM5 159V158H4ZM3 159V160H4ZM61 159V160H60ZM62 159H63V161H62ZM80 159V160H79ZM88 159V160H87ZM98 159V160H97ZM161 159H162V157H161ZM170 159V160H169ZM177 159V158H176ZM192 159V160H191ZM193 159H195V160H197V161H195V160H193ZM216 160V161H214V160ZM6 160V159H5ZM4 160V161H5ZM35 161V163H34V161ZM48 160V161H47ZM57 160H59V161H57ZM92 160H95V161H93V163L92 162H90V161H92ZM162 160V161H163ZM189 160V161H188ZM219 162H218V161ZM240 160V161H239ZM238 161L236 160V164H238V163H240L239 165H236L235 164V167L233 168V166L232 167H227V170H226V172H224V173H222L221 175H216V177H217V180H216V182L214 183L215 185H217V186H219V188H223V186H227V185H229V184H231V183H234V182H237V184H240L241 182H252V180H255V177H259V179L257 180V181H260V180H263V177H262V175L264 176V170H263V167H264V154H257L256 155V157H254L253 158V161L250 159V163L248 162V160L245 158V162H243L242 160H244V159H239ZM2 161L3 162V165L6 163V165H7V161ZM24 161L26 162V163H24ZM41 161V162H40ZM89 161V162H88ZM97 161V162H96ZM110 161V162H109ZM119 161V162H118ZM222 161V162H221ZM255 161H256V163H255ZM59 162V163H58ZM61 162H62V164H61ZM95 162V163H94ZM98 162L100 163L99 165H98ZM190 162V163H189ZM191 162L192 163H194V164H192L191 165ZM217 162V163H216ZM238 162V163H237ZM254 162V163H253ZM23 163L24 165H22L23 166V168H22V166H21V164ZM30 164L29 166H30V168H29V166L27 167V165L28 164ZM38 163V164H37ZM44 163V164H43ZM91 163V164H90ZM104 163V164H103ZM108 163L109 164H112L111 166L113 167V166H115V168L113 169L112 167H110V165L109 166H107L108 165ZM120 163H122V164H120ZM176 163V164H175ZM246 163V165L244 166V164ZM13 164V165H12ZM32 164H34L33 166H32ZM89 164L91 165V166H89ZM92 164L93 165H95V166H92ZM103 166H102V165ZM107 164V165H106ZM119 164H120V166L123 168H126V170H124V169H122V170H118L119 169ZM161 164V165H160ZM169 164V165H168ZM216 164V165H215ZM225 164V163H224ZM241 164H242V166H241ZM0 165L1 166H3L1 163H0ZM19 165V166H18ZM42 165H43V167H42ZM44 165H45V167H44ZM63 165V166H62ZM85 165V166H86ZM106 165V166H105ZM180 165H181V167H180ZM263 165V166H262ZM5 166V165H4ZM9 166V167H10ZM36 166V167H35ZM47 166H48V168H47ZM119 166V167H118ZM133 166H135V167H133ZM166 166V165H165ZM164 166V167H165ZM174 166H177V167H174ZM257 168V170L255 169V167ZM262 166V167H261ZM13 167H10V168H13ZM38 167V168H37ZM40 167V168H39ZM61 167V168H60ZM94 167V168H93ZM99 167V169H100V167H101V170H97L96 171V169ZM102 167H103V170H109L108 172L106 171V172H102L103 170H102ZM107 167H108V169H107ZM236 167H238L239 169H241V170H239L238 168H236ZM260 169H259V168ZM58 168H59V170H58ZM105 168V169H104ZM110 168V169H109ZM118 168V169H117ZM136 168V169H135ZM137 168H139L138 170H137ZM159 168L161 169L160 171L162 172V171H167V175H165L164 174V172H162L163 173V175H165V176H162L161 175V172H159V171H157V170H159ZM231 168H233V169H231ZM243 168V169H242ZM254 168V169H253ZM30 169V170H29ZM90 169H92V170H90ZM115 169H117V170H115ZM127 169H129V171H131L132 169V173L130 172H128V170ZM131 169V170H130ZM135 169V170H134ZM171 169V170H170ZM187 170L188 169V171L187 172H189L190 170H191V173H193L191 176H187V175H189L187 172H185L184 170ZM193 169H194V171H193ZM201 169V170H200ZM236 169H238V171L236 170ZM137 170V171H136ZM261 170V171H260ZM58 171V172H57ZM89 171V172H88ZM92 171H93V174H91L92 173ZM96 171V172H95ZM111 171H113V172H111ZM118 173H117V172ZM150 171V172H149ZM159 172V173H155V172ZM174 171V172H173ZM183 173H182V172ZM197 171V172H196ZM245 171V172H244ZM251 171V172H250ZM59 172H61V173H59ZM95 172V173H94ZM97 172H101L102 173V175H100V177H99V175H98V173ZM120 172V173H119ZM123 172H124V174H123ZM134 172V173H135ZM169 172V173H168ZM234 173V174H236L237 173V175H232L231 176V173ZM246 172H248V173H246ZM50 173H52V172H50ZM59 173V174H58ZM139 173V172H138ZM154 173V177L151 175V174H153ZM187 173V174H186ZM232 173V174H233ZM248 175L247 177H246V174ZM259 173V174H258ZM261 173V174H260ZM127 174H128V176H127ZM160 175V177L159 176H157V175ZM176 174V175H175ZM186 174V175H185ZM256 176H255V175ZM61 175V176H60ZM91 175H93V177L91 176ZM96 175V176H95ZM98 175V176H97ZM107 175H108V177H107ZM115 175V176H114ZM126 175V176H125ZM156 175V176H155ZM228 175H230V176H228ZM242 175V176H241ZM245 175V176H244ZM250 175V176H249ZM56 176V177H55ZM85 176V177H84ZM115 178H114V177ZM172 176H173V178L174 179H172ZM179 176V177H178ZM184 176L186 177V178H184ZM223 176V177H222ZM225 176H227V178L225 177ZM90 178V180L92 179V178H94L93 179V181H90L89 180V178ZM92 177V178H91ZM95 177H96V179H95ZM135 179H134V178ZM139 178V179H143L144 181H146L145 183L146 184H144V182H143V180H139L138 179V181H137V178ZM157 177V178H156ZM165 177V178H166ZM168 177H167V179L166 180H168ZM188 177V178H187ZM218 177H221V179L219 180L218 179ZM229 177V178H228ZM232 178V180H231V178ZM236 177V178H235ZM245 177V178H244ZM86 178V179H85ZM99 178H100V180H99ZM105 178V179H104ZM108 178H110V180L108 179ZM133 178V179H132ZM148 178L150 179L148 182H147V180H148ZM223 178V179H222ZM225 178L227 179L226 181H225ZM51 179V180H52ZM88 179V180H87ZM103 179H104V181H103ZM116 179V180H115ZM121 179V180H120ZM126 179V180H125ZM127 179H129L130 180V184H127V183H129L128 182V180ZM179 179V180H178ZM240 179V180H239ZM250 179V180H249ZM252 179V180H251ZM257 179V178H256ZM120 180V181H119ZM133 180V181H132ZM156 180H154V181H156ZM177 180V181H176ZM233 180H235V181H233ZM86 183H85V182ZM94 181H96V184H95V182ZM117 181V183H115ZM137 181V182H136ZM222 181V183L221 184H218V183H220ZM233 181V182H232ZM83 182H84V184H83ZM93 182H94V184H93ZM107 182V183H106ZM121 183V184H119V183ZM123 182V183H122ZM125 182V183H124ZM143 182V183H142ZM230 182V183H229ZM259 183V182H258ZM93 184V185H92ZM105 184V185H104ZM124 184V185H123ZM127 184V185H126ZM141 184H143V185H141ZM257 184V183H256ZM149 186V187H147V186ZM203 187H202V186ZM133 186V187H132ZM187 186H190V185H187ZM183 187V188H181V190H180V194H183V195H181L180 196V194H178L177 192H174L173 193V196H171V198L172 199H174L173 197H175L176 195V197H178V199H176V197H175V199H174V201H176V200H179V198H181L180 200H182L185 196L187 197V198H189V197H197V195H199L200 193H197V190H196V188L197 189H200V190H202V188L203 189H206L207 187H211V185H210V183L209 182H207V183H197V185L195 184V185H192V186H190V188L189 187ZM225 186V187H226ZM255 185H253V186H251V188H247L248 190H245L246 192L248 191L249 193H243L240 197L239 196H237V198L235 199V203L234 204H231V202L229 201V203H228V205H229V207H228V205H227V208H225L224 210H225V212L228 214H225V212H223V213H220V215H219V221H221L222 223H223V225L222 224H219V225H217L215 228L218 230V231H215L214 230V228H212L213 230H214V233H213V230L211 229V228H206V224L203 222V221H199V219L198 218H196V220L197 221H199L198 223H202L203 224V226H201V229L200 228H197V230H198V232L199 233H201L207 240H209V241H213L214 243H217V242H219V241H221V240H223V243H227L228 241L230 242V244H235L234 242L236 241V238H238V237H240L239 239L241 240V241H246V242H248V244L247 243H242V245H240V246H244V247H247V248H249L253 253H255V252H264V229L260 226V224L263 222V221H260V220H263V219H261V218H264V190L262 189V190H260L261 192L259 193V189L257 190L258 191V193H256V188L254 187ZM257 186V185H256ZM111 187V186H110ZM141 187V188H140ZM193 187V188H192ZM232 187H234V185L232 186ZM253 188H255L254 190H253ZM151 189V188H150ZM185 189V190H184ZM252 189V190H251ZM139 190V191H138ZM142 190V191H141ZM182 190H184V191H182ZM188 190H190V191H188ZM192 191H193V193H192ZM253 191V192H252ZM256 194H255V193ZM135 193H139L138 195L137 194H135ZM189 193V194H188ZM248 194H250V197H249V195ZM7 195H9V196H7ZM136 195V196H135ZM175 195V196H174ZM244 195V196H243ZM261 195H263V196H261ZM12 196H15V194H12ZM12 196H11V194H9V193H6L5 195H3V198L5 199L4 201H2V202H8L9 203V200L8 199H10V203L11 204H18L21 208H23V209H25V210H27L28 208L29 209H31L32 210V212H33V214H36L37 215V217H39L38 215H39V213L41 214V216H40V218H41V220H43V221H45V223L46 224H48L49 223V225L50 224H52V222H53V220H52V218L51 217H49L47 214H43L42 215V213L40 212V210L39 209H36V208H34L32 205H29V204H31V203H28L29 201H27V199L29 198L28 196H24V198L23 197H21L20 195H16V198L18 197L19 199L17 200L16 198V201L14 200V197H13V200H12ZM20 196V197H19ZM138 196V197H137ZM243 196V197H242ZM254 196H256V198H254ZM252 197V198H251ZM6 198H8V199H6ZM27 198V199H26ZM87 197H79L78 199H77V201L78 202H84L85 204L87 203V202H92V209L94 210V212H100L101 210V203H99V201H97V200H94V199H86ZM23 199L25 200V201H27V202H24L23 201ZM80 199V200H79ZM199 199V203H197L195 206H197L198 207V204H199V206L201 205L200 203H204V200L203 199H201L200 197L198 198ZM239 201H238V200ZM240 199H243V200H241L240 201ZM248 199V200H247ZM256 199V201H254ZM2 200V199H1ZM23 201V202H20V201ZM179 200V201H180ZM251 200H253V202L251 201ZM158 201V200H157ZM203 201V202H202ZM244 201L246 202V203H244ZM15 202V203H14ZM95 202V203H94ZM160 202L161 201H158V202H156L157 204L159 203V205H156V206H159V207H163V204H162V206H160L161 204H160ZM177 202V201H176ZM194 202H196V201H194ZM194 202H191L190 203V206H192V207H190V208H193L194 206H193V203ZM26 203H27V207H28V205H29V207L26 209ZM97 203H98V205H97ZM155 203V204H156ZM162 203V202H161ZM248 203V206H246V204ZM256 203V204H255ZM250 204H254V205H250ZM97 205V206H96ZM245 205V206H244ZM22 206H24V207H22ZM242 206V207H241ZM31 207V208H30ZM98 207V208H97ZM238 207H239V209H238ZM244 207V208H243ZM248 207H250V208H248ZM241 208V209H240ZM237 209V210H236ZM259 209V210H258ZM31 210H27L29 213H31ZM100 210V211H99ZM231 210V211H230ZM234 210H235V212H234ZM241 210V211H240ZM251 210H252V212H251ZM263 210V212H261ZM233 211V212H232ZM242 212V213H241ZM249 214H248V213ZM198 213V212H197ZM196 213V216H201L200 215V213H198L197 214ZM229 213L230 214H232V215H229ZM236 213H237V215H236ZM226 216H225V215ZM259 214H261V215H259ZM253 215V216H252ZM263 215V216H262ZM239 218H238V217ZM230 217L232 218H236V220L237 221H235V223H233L232 221H234L233 220V218L230 220ZM46 219V220H45ZM145 219H146V215L145 214H142L141 215V221H145ZM37 220H39V219H37ZM229 220V221H228ZM246 220V221H245ZM225 221V222H224ZM227 221V222H226ZM246 223H248V224H246ZM249 221H250V223H249ZM174 222V223H173ZM173 224L172 225H174L173 227H175V226H177V227H175V228H178L179 227V223H178V220H174L173 219ZM239 222V223H238ZM224 223H225V225H224ZM231 223H233V225L231 224ZM244 223V224H243ZM240 226H239V225ZM238 225V226H237ZM241 225H244V226H241ZM249 225V226H248ZM237 226V227H236ZM248 226V227H247ZM259 226V227H258ZM189 227V226H188ZM205 227V228H204ZM242 227H244V228H242L243 230H240ZM247 227V228H246ZM251 227H253L252 228V230H251ZM202 228H204V229H202ZM230 228V229H229ZM235 228H236V230H235ZM206 229V230H205ZM200 230H201V232H200ZM202 230H204V231H202ZM220 230V231H219ZM238 230V231H237ZM240 230V231H239ZM245 230V231H244ZM251 230V231H250ZM260 230H261V232H260ZM13 232H15L16 234H22L23 233V231H22V229L21 228H17V226H16V230L15 229H13L12 230ZM210 231V232H209ZM244 231V232H243ZM255 231V232H254ZM205 233V234H203V233ZM234 232H235V234H234ZM236 232H238V233H236ZM247 232V233H246ZM250 232V233H249ZM258 232V233H257ZM221 233V234H220ZM242 233V234H241ZM244 233V234H243ZM262 233V234H261ZM239 234H241V236L239 235ZM250 234V235H249ZM206 235V236H205ZM236 235V236H235ZM216 236V237H215ZM223 236H224V238H223ZM228 236H230V237H228ZM234 236V237H233ZM258 236L260 237V238H258ZM210 237V238H209ZM213 237V238H212ZM215 237V238H214ZM250 237H251V239H250ZM257 237V238H256ZM223 238V239H222ZM253 238V239H252ZM239 239H238V241H239ZM252 241H250V240ZM226 241V242H225ZM257 241H259L258 243H257ZM23 244V243H22ZM227 244H229V243H227ZM259 244V245H258ZM263 244V245H262ZM252 247V248H251ZM254 247V248H253ZM258 247V248H257ZM260 247V248H259ZM256 248V249H255ZM23 249L25 250V252L26 253H29L33 258H34V260H35V263L36 264H44L43 263V261L37 256V255H35V254H33V252H30L29 250V248L26 246V244L24 243L23 244ZM259 249V250H258ZM171 252V254H170V252ZM168 252H167V257L168 258H170V259H172V260H176V259H180V254L176 251V250H169ZM174 254V255H173ZM169 255V256H168ZM173 257V258H172ZM37 262H39V263H37ZM34 263V264H35ZM261 264H264V260H262L261 261Z\"/></svg>","mask_w":264,"mask_h":264},{"label":"snow or ice","instance_id":"snow-or-ice-1","mask_svg":"<svg viewBox=\"0 0 264 264\" xmlns=\"http://www.w3.org/2000/svg\"><path fill=\"white\" fill-rule=\"evenodd\" d=\"M0 4H4V0H0ZM145 27H148V25H145ZM85 139H87V137H85Z\"/></svg>","mask_w":264,"mask_h":264}]
</instances>
